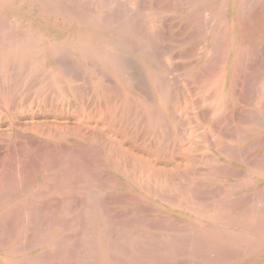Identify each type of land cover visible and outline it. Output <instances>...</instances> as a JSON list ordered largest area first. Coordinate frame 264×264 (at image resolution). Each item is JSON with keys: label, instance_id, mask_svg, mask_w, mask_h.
Listing matches in <instances>:
<instances>
[{"label": "rangeland", "instance_id": "obj_1", "mask_svg": "<svg viewBox=\"0 0 264 264\" xmlns=\"http://www.w3.org/2000/svg\"><path fill=\"white\" fill-rule=\"evenodd\" d=\"M0 1H2V0H0ZM69 1L75 3V1H73V0H66L67 3L65 1L64 2L66 5H68V3H70ZM89 1H90V3H89ZM107 1H109V2H107ZM118 1L119 0H111V1L105 0V2H107V5H108L107 9H111V10L106 9V11L104 12L106 14L105 17L112 19L113 22L110 25L105 24L106 26H104V28L105 27H107V28L109 27V28L108 29L105 28V32H103L104 33L103 36L107 37V38H111V37H113L115 32H117L119 30L120 31L125 30L126 27H128V26L129 27L132 26V28H133V27H135V26H133L135 24L136 25L135 28H137V27L141 28V33L143 31L145 32V34L148 32L150 34L152 33L153 36L149 35V36H152L149 39L151 41L152 40L155 41V42L150 41L152 43V46H151V43L147 44L148 49H146L147 47L145 48V46H144V48H145L144 49L140 45V43H138L139 41L133 37L134 35L123 38L125 43H127L128 45L134 44L133 46L135 48L134 49L133 46H131V48H133L135 51V54H134V52L131 53L133 57L130 56L131 55L130 53H128V54L125 53L122 55V58L126 59L130 65L128 70L125 72V73H127L126 75L129 78H131V77L135 78V75H136V77H137V75L140 76V73L138 72L139 70L137 69V67H139V69H141L142 73L144 74L143 75L141 73L142 77H141V79L139 78L141 82H139L137 80L138 81V83L136 82L137 86L135 85L134 88H132V93L135 97L137 95L139 98L143 99L145 101V106L141 105L139 103H136L135 98H133V102H134V104H137V105H133L131 100L129 101L130 106H129V104H126L124 102V100H122L123 98L121 97L120 94H119L120 95L119 96V95H117V93H115L117 95L116 96L113 93V90H114V92H117V87H116V84L115 85L113 84L114 81L112 80L111 76L106 75L108 72L105 68H103L101 66H96L94 63H93L94 65L89 63V65H90L89 66L88 64H85V63L77 60L73 56L72 51H68V50H70L69 48H68V50L65 49L66 52L63 50V46H61L63 44V42H61V41L68 38V36L66 35L65 32L60 31L64 27L63 26L64 21L62 19L58 20L57 22H53L56 25L54 24L51 26H47L46 29H44L45 26H43L39 23V21H41V19H42V18H40L41 17L40 13L38 15L39 11H37L36 13H33L32 16L29 17L30 22L29 21H23V23H21L18 19L7 20V23L9 25L8 27H12V26H10L11 22H12L15 25V27L13 26V28H12L13 31L15 28H17V29H15L14 32L12 31V33H11V34H13V37L15 39L32 34L33 35L32 40H34L35 36L37 37V35H35V33H37V31H38V32L42 33L43 35L46 34V35H44V37L42 39L43 42H45V43L55 42L54 44H57V46H59V47H56L58 51L57 50L56 51L51 50V51L46 52V55L51 54V56L47 55L48 57H51V60H50L51 62L49 61L48 64H51V65L53 64L56 66V64H58V63L55 62L56 61L55 57L57 58L56 55H58V53H60L59 54L60 57H58L60 59L57 61L59 62V64H60V62H61V65L63 64L62 66L60 65L61 68L65 67V66L68 67V68L65 67L62 70L67 74V78H66V76H64V78L66 80L63 79V82H67L68 79H69V81L75 80L76 85L74 83H70L71 85L66 83L67 86L71 90L66 89L68 92L63 91L64 93L59 94L57 92L55 85L51 81V77H50L51 75L49 74V72L47 74L48 77L46 76L47 78L42 77V75L43 76L46 75V73H47L46 70H44L45 72H42L41 71L42 69H40V71L37 70L38 72H42V73L35 72L36 75L38 74L36 77V75L34 74V72L32 71L30 66H29L30 69L29 68L26 69L29 64H25L26 65L25 69L27 71L29 70L28 72H30V77H29V74L27 71H25V69H20L21 71L23 70L22 72H19L20 70L19 71L17 70L18 68H20V66H22V67L24 66V64L20 63V61L12 62L9 64V66H11V67H9V66L8 67H9V69L11 68L10 69L11 71L8 69V67H5L4 69L0 68V74H4V75H0V76H2V77H0V89L2 92L8 94V96H10L12 99V103H11V100L8 99L9 103H11V104L7 103L8 104L7 108L10 110H6L7 109V108H5L6 106L2 105L4 100H2L0 98V113H2V115H0V124H1L0 125V132L1 133L0 134H3L4 136H6V134L8 135L6 137H4L3 135H2L3 137L0 136L1 137L0 138L1 139L0 140V195H1L0 196V214L3 213V216L5 215L4 216L5 219H3V217H1L2 215H0V219L2 221V222L0 221V224H1V226H4V228L3 227L0 228V232H1L2 228L4 229V231L2 229L3 233L2 232L0 233L1 241L3 239H5L6 242L8 241L7 243L15 242L18 238L17 242H19V244H20V243H22V240L19 241V239H20L19 236L20 237L24 236V238L31 237V239L32 238L35 239L34 235L36 232H37L36 234H38L37 230L39 229V235H37V239H40L39 240L40 242L44 241V239L46 237H47L46 240H48V238H49L48 241H50V240L52 241V240H54L53 238L55 236L59 237L60 235H63V237L60 236L61 239L66 238L67 241L63 239V243L64 242H66V243H64V245L61 243V248L59 246V249H62L63 246H65V247L67 246L68 247V248H66L67 251L64 247L65 251H63L64 249H62L61 250L63 253L62 254L60 252V250L57 248L56 251L58 253L60 252L58 255H56L58 257H56L55 254L51 255V256H53V257H51L49 255V253L53 254V251H54V253H57V252L55 250H50V249L43 250L40 246L41 243L38 244L36 242V244H34L32 246L31 250L27 251L28 254L22 255V257L24 259L28 260V259H30L29 257H34V258L44 257L45 260H47V262H48L46 264H50L49 263L50 260L52 261V263L55 262L54 264H58V262L63 257L62 260L65 258L63 260L64 263L59 262V264L60 263L61 264H79V263L80 264H98L99 255H98V249H96V247H95V244H96L95 240L96 239L94 240V237L97 236V230L98 231L100 230L104 234V236L106 235L105 238H106L107 242L109 241L107 244V249L109 251H111V254L113 255V256L111 255V257H113L114 264H131V262H133L132 264H135V263L139 264L140 262H141V264H149L148 262H150V260H151L150 257L153 258V256H155L156 252H154V251H157V249L160 250L159 252H160V256H162L161 258L164 257L163 260H161L160 263L157 262V264H208V263L209 264H264V125H263V123H264V106H263L264 102L262 101L261 97H259L261 94L264 95V86H263L264 83H262L264 81V76L261 77V75H262L261 73L264 72V71H262V70H264V58H263L264 51H262L263 50L262 48L264 47L263 46L264 45V43H263V40H264L263 34L264 33L262 34L261 32H264V30H261V28H260V26L262 27L264 25L263 24L264 21H262V20H264V18L262 19L261 15L257 16L259 14H264L263 13L264 10L262 8H257V6L259 4H260L259 6H261V7H262V5L264 6V4L262 3V2H264V0L263 1L261 0L262 2L260 0H247V1L244 0L245 3L244 2L242 3L243 5H241V7L239 8L240 11H238V13H236L234 16H232V14H231L233 12V10L231 9V0H224L223 2L225 4L222 3V0H207L205 2H203L202 0H197V1H195L197 4H195L194 6L192 5L194 0H179V1L176 0L175 2L171 0L172 1L171 3H170V0H160L161 2L159 0H155V1L160 2V3L157 2L158 5L155 6L156 7V9L154 8L155 10L153 9V4L156 5L154 3L155 2L154 0H150L152 3H150L149 0H143L145 6L143 5V2L140 3V0H138V1L134 0V1H136L135 2L136 6L134 8L130 7L131 6L130 3L132 4V6H134L133 5L134 3H132L133 0H129V1L125 0L126 4L122 3V0H120V2L126 6H123ZM165 1H166V3H165ZM226 1L227 2L229 1L228 4ZM96 2L98 3V0ZM127 2H129L128 5H127ZM84 3H85V5L89 4V6H91L93 4V6H91V7L93 8L95 6L94 9L97 6V3L95 4V1L92 2V0H88V1L85 0ZM147 3H149V4H147ZM175 3H176V5H175ZM261 3H262V5H261ZM114 4L118 7V9H121V10H118V9H116V7H114L116 9L115 10L113 8ZM140 4L142 5L143 9L145 7H147V8H145V10L143 12L146 13V10H147L148 17H146V18L144 17L147 15H145L142 12V10H141V12L143 15H141L139 8H137V5H140ZM71 5H72V3H71ZM166 5H167V7H168V5H169V7L171 6V8L173 7L172 5H174L175 10L173 8L167 9V7H165ZM196 5H200V6L204 5V6L199 7V11H197L196 8L198 6L195 8ZM16 6H18L16 8L17 11H20L23 9H28V6H24V4H22V1H19V2L17 1ZM127 6H129V7H127ZM140 6H138V7H140ZM251 6L254 7L255 9H257V12L254 10V8L252 9ZM119 7H121V8H119ZM159 7L160 8L163 7V8H161L162 12L160 11ZM142 8L140 7V9H142ZM151 8L156 13L160 12L161 13L160 18L162 17L164 20L162 18H161L162 20L158 18L160 13H158V15H157L158 16L156 18L157 20L155 18H153V17H156V13L154 16L153 10H151ZM186 8H187V10H186ZM193 8L197 12H200V14H198L197 12H196L197 14L194 13L195 10ZM244 8L247 11L243 10ZM122 9H124V10H122ZM128 9L130 11H132L131 9H133V11L132 12L129 11V13H128ZM136 9L139 10L141 18H139L140 15ZM177 9H181V10L185 9L186 11L180 10L181 12H179V10H178V12H177ZM201 9H205V11L201 10ZM219 9H221L223 11L220 12ZM163 10H164V12H163ZM190 10H191V12H190ZM253 10L255 13H258V14H256L257 17L254 16L255 14H253V12H252L253 15L250 13ZM108 11L113 12V15L111 17H110V15L112 13H109ZM148 11H151V12H148ZM192 11H193V13H192ZM202 11L203 12L208 11L207 12V14L209 13L208 16L204 17V15L206 13H203ZM244 11L246 13H248V11H249V13L251 15L248 16ZM134 12H135V16H137V18L135 17L136 18L135 19L133 17L134 18V21H133L132 16H134V15H132V14ZM130 13H132V14L130 15ZM179 13H181V14H179ZM219 14H220V16L218 17ZM116 15L118 17H116ZM201 15L203 18L201 17ZM238 15H240V19H239ZM245 15H247L248 17ZM129 16H131V18H128ZM176 16H177V18H175ZM189 16H190V18L192 16V21H193L192 25H191V23H189L187 21V18ZM212 16L214 18H212ZM121 17H122V19H121ZM172 17L174 19H171ZM198 17L201 18V19L199 18L200 20H202L201 22L198 21ZM234 17H236V18H234ZM258 17H259V19H261V22L258 21L261 24H258V22H256V23L254 22V19L257 18V19H255V21H256V20H258ZM262 17H263V15H262ZM116 18L118 20H116ZM142 18L144 20H141ZM207 18H209V19H207ZM210 18L212 21L210 20ZM224 18H225V20H224ZM231 18L235 19V23L238 27L239 26H241V27L243 26L242 28L246 27V26H244L245 21H246V24H247V22L252 24V25H249V27H247L248 29L247 28L244 29V30H246L247 35H249V33H252L253 35L257 34L258 36L261 35V37H262V38L260 36L257 37V35H255V37H253V35L251 34L252 36L251 35H249V36L252 37L253 39H251L249 37L247 38V40L250 39V41H247L245 39L242 40L241 39L242 37H240V40H239L240 48L239 49H241L240 50L241 56L239 55V57L242 58V57L246 56L245 58H247V55H245V53H244L246 51V52H248V53H246V54H248V58H250V59L247 58V61H250V62L248 64L245 61L246 60L245 58H244V61H243V58H242V60H240L241 58H239L237 67H233V68L230 67V64H229V57H230L229 51H230V41H231L230 33H231V28H232V25H231L232 19ZM119 19H121V20H119ZM130 19L133 22H130L131 21ZM170 19H171V22H170ZM150 20L154 21L153 24H149ZM8 21H11L10 24ZM59 21H61V22H59ZM117 21H118V23L114 24V22H117ZM127 21H129L130 24L133 23V25L132 24L130 25L129 23H127ZM143 21H146V22H143ZM156 21H157L158 25H156ZM161 21L162 22L164 21V22L162 23ZM209 21L213 22L214 24L210 23ZM239 21H240V23H239ZM139 22L141 24H139ZM176 22L178 23V25L175 24ZM179 22H181V23H179ZM182 22L183 23L188 22L187 24L189 27H187L186 24H185L186 25L185 26ZM202 22H203V24H202ZM206 22L209 23L210 26H211V24H213L210 29H208L209 25L207 26ZM145 23L149 24L148 25L149 29H146L147 26H145L146 25ZM127 24H129V25L127 26ZM172 24L177 25V26L173 27ZM202 25L203 26L206 25V26L201 28ZM118 26L120 27V29ZM199 26H201V27H199ZM251 26H252V29L255 27L256 28L259 27V29H257V30L253 29L254 32L251 29V31H252L251 32L249 29ZM48 27H53V28H48ZM112 27H113V29H112ZM124 27H125V29H124ZM143 27L145 29H143ZM170 27H172V28H170ZM193 27H194V29H193ZM195 27H197V28L199 27L198 30ZM220 27H222V28H220ZM26 28H27V30H26L27 33H29V30H30L31 34L30 33L26 34V32H25ZM28 28H29V30H28ZM151 28H153V29H151ZM200 28L202 30H200ZM204 28H207V29L205 30ZM159 29H160V32L162 31L161 35H164V36H161V35L159 36V34H160L158 32ZM179 29L182 33L179 31ZM222 29H223V31H222ZM9 30H11V28H9ZM31 30H32V32H31ZM208 30H210V31H208ZM219 30H221L222 32H220ZM258 30H260V31H258ZM150 31H152V32H150ZM171 31H173V32H171ZM190 31H192V32L190 33ZM255 31H257L258 33H256ZM132 32H133V30H132ZM135 32H136V30H135ZM139 32H140V30H139ZM139 32L137 31L136 33H134L135 37H137V34ZM157 32H158V35H157ZM177 32L178 33L180 32V33L178 34ZM206 32L208 34H206ZM154 33L157 36H155ZM165 33H167L168 35H166ZM173 33H175L176 35L178 34V36L174 35ZM196 33H197V36L195 35ZM221 33H222L223 37L221 36L222 38L221 37L219 38ZM18 34H21V35H18ZM145 34L142 33L143 36ZM169 34H171V35L169 36ZM180 34H181V36H179ZM216 34H217V36H216ZM218 34H220V35L218 36ZM147 35H145L146 37L144 36L145 41H147V39H148ZM172 35H174V36H172ZM166 36H168L169 39L173 38V40L171 39L172 40L171 41L168 38H165ZM187 36H189L190 38H188ZM191 36H192V38H191ZM161 37L164 40H161L162 39ZM216 37L221 42V44L219 42H217V43H219L220 45H222L224 43V44H226V46L224 44H223L224 46H220V45L218 46V44L216 43V41H217ZM126 38H128V39H126ZM151 38H153V39H151ZM157 38H158V40H157ZM258 39H260V40H258ZM182 41H183V43H182ZM245 41L248 42V43H246V45L244 44ZM256 41H258L257 42L258 45H256L254 47L253 45L255 44ZM147 42L149 43V40ZM160 42L163 44H161ZM164 42H166L165 43L166 45H164ZM178 42L181 44H179ZM261 42L263 45H261ZM60 43H62V44H60ZM99 43H104V42L99 41ZM199 43H201V45H204L205 47L199 45ZM31 44H36V43L33 42ZM154 44L156 45V48H154L155 47ZM184 44H186V45H184ZM214 44L217 45L219 49L221 47L222 50L221 49L220 50L223 52H220V50L217 49V47ZM247 44L248 45L251 44L250 46H253V48H250V46H249L250 52L252 51V49L256 48V50H258L257 51L258 53L252 52V53H254V55L250 54L248 48H246ZM157 45L158 46L160 45V46L157 47ZM163 45L165 46V48ZM168 45H171L173 49L171 48V46H168ZM167 46H168V48L170 47L169 50L166 48ZM195 46L197 48L200 46L201 47L200 49H202V51L204 50V52H202L201 50L199 51V49L195 48ZM213 47H215L214 49H216V50H214ZM222 47L225 48V51ZM242 47H243V50H242ZM138 48H139V50H138ZM153 48L155 49V51L159 50L158 51L159 54H156L157 52L155 53V51L153 52V50H154ZM160 48L161 49L164 48V49H166V51L163 50L165 52L161 53L162 50ZM171 49H172V51H170ZM186 49L187 50L189 49V51H187ZM59 50H62L64 52L59 51ZM145 50H147V53H145ZM167 50L169 53L167 52ZM191 50L193 52H191ZM194 51H196V53ZM214 51H217L219 53V56L217 53H213ZM259 51L261 53H259ZM137 52L144 53L145 57L144 56L140 57V55ZM175 52H177V54H175ZM187 52H191V53H187ZM262 52H263V54H262ZM65 53H67V54L65 55V58H64ZM184 53L188 54V56L189 55L192 56L194 54L195 57L194 56L188 57L187 55H184V57L185 56L187 57V58L185 57V59H186L185 60L184 57L182 58ZM210 53H212L211 57H210ZM54 54H56V55H54ZM168 54H170L168 57H170L171 60H170V58H166V56ZM173 54H175L176 56ZM195 54H197V55H195ZM207 54H209V55H207ZM259 54H261V55H259ZM61 55H63V57ZM136 55H138V56H136ZM206 56H208V57H206ZM173 57H174V59H173ZM219 57L222 59H220ZM61 58H63L65 61L67 59L69 61V65H68V61L66 63ZM206 58L207 59L211 58V62H210V60H207ZM156 59L157 60L160 59V61H158V63L159 62L163 63L164 67H166L165 71H164L163 65L160 63L161 64V66H160L156 62L157 61ZM162 60H164V61H162ZM204 60H206L205 62H207V63L210 62L208 64H210L211 66L207 65V63L204 64ZM221 60H223V62H221ZM134 61H136V62H134ZM170 61H173L172 64H170ZM240 61H242L244 63V64L242 63L244 66L240 63ZM175 62H176V64H174ZM16 63L19 66H17ZM65 63L67 65L64 66ZM70 63H73L74 65H71ZM78 63H80L79 64L80 66L78 65ZM135 63H137V64H135ZM186 63L189 64V65H187V67L185 66ZM239 63H240V65H239ZM169 64L171 66L172 65H174V66L171 67ZM193 64L195 67L193 66ZM203 64L205 67L203 66ZM245 64H248L249 66H247ZM82 65H83V67H81ZM175 65H177V66H175ZM168 66H170V67H168ZM190 66H192V67H190ZM206 66L210 67V70H208V67L206 68ZM214 66H218L219 71ZM79 67H80V69H79L80 71L77 70V68H79ZM90 67H91V70H90ZM93 67L96 70H97V68H95V67H98L99 71H100L99 68H101V71L103 70L102 73L98 72V70L97 71L95 70V71H96V74L98 75V79H102L101 81L104 84L103 86H104V88H106V89H104V88L102 89V91L103 90L104 91L101 92V94H103L106 97L108 96L109 99L104 98L103 95L99 94V91H101V89H99L97 91H95V89H92L93 85L91 83L92 79H91L90 72L92 71ZM174 67H176L175 68L176 70L178 67H180V69L181 68L182 69L177 70L176 72L173 73L172 71H174L175 69L171 70V68H174ZM211 67H213V68L211 69ZM13 68H17V69H13ZM146 68H148V69H146ZM162 68H163V70H162ZM205 68H206V70L210 71V72H208V73H211L209 75L210 78H208V75L206 76L207 71L203 72ZM236 68H237V70H236ZM75 69H76V72L78 71L81 74L83 72L84 75L83 74H82L83 76L81 74L79 75V73H77L78 75L76 73H75V75H73ZM83 69H87L85 71H87L88 73L86 74L83 71ZM202 69H203V71H202ZM169 70L172 72V74H170L169 77H167L168 75H166L165 78L167 79L168 83L169 82L171 83L172 79H173L174 82H172V83L174 85L178 82L175 86V87H177L176 90H174L175 88H174L173 84H170V83L168 84L166 82L165 78H163L164 80L162 79V77H164L165 73L168 72ZM213 70L216 73L213 74ZM259 70H261L262 72H260ZM5 71H6V73H8V71H9L10 74L8 73L7 74L8 76L5 75ZM130 71H131V73H130ZM132 71H134L133 72L134 75L132 74ZM189 71L191 73H189ZM200 71L203 72V74ZM150 72H152V73H150ZM198 72H199V74H198ZM98 73H101V74L99 75ZM163 73H164V75H162ZM200 73L202 74L203 77L205 76V78H203V80H206V78H208V80L210 79L209 82L207 81V83L204 84V85H206V87H204V85H203V83H205V81L203 82V80L201 79V81H200L201 83H200L197 80L199 78H202ZM258 73H259V78H258ZM25 74H26V76H25ZM103 74H105V76H103ZM152 74L157 77L158 82L164 83V84L162 83L163 84L162 88L164 87V89H163L164 91L162 90V93L163 92L166 93V94L163 93L166 97V100H165V98L161 99V100H165L164 106H163L162 101H158L156 99L157 95L155 93V86H154L153 81L151 80V77H150V76H152ZM167 74H169V73H167ZM174 74H175V77L177 76L176 77L177 81H176V79L173 78ZM232 74H234L235 76ZM9 75H10V77H9ZM187 75L191 76L189 78V80H188ZM196 75L198 76L197 79L194 78V77H196ZM263 75H264V73H263ZM31 76H32V78L34 76L33 80L31 79ZM69 76L73 79L69 78ZM79 76H81L80 79H79ZM148 76L150 79L148 78ZM170 76L172 78H170ZM8 77H9V79H8ZM27 77H29L30 79ZM158 77L163 81H159ZM4 78H5V81L3 80ZM45 78H46V81L41 83L42 79L45 80ZM88 78L90 79V81H86ZM106 78H108V79H106ZM194 79H196V81H198V83L194 82ZM257 79H259V80H257ZM103 80H104V82H103ZM217 80H219V81H217ZM76 81H77V83H76ZM78 81H80V82H78ZM110 81H113V82H110ZM142 81H144V82L147 81L146 85L148 83L149 84L148 86L151 89H149V87H147V86L145 89V83L144 82H143L144 83L143 85H138L139 83L141 84ZM175 81H176V83H175ZM45 82H47V84ZM63 82H62V86L64 88H66V84ZM108 82H110L111 84ZM213 82H215L217 85H220L221 88H219V86H217V85H214L215 83L211 84ZM39 83L42 84V86H40ZM106 83L108 85H110V86H108V88L105 86ZM209 83H210V85H209ZM72 84H73V86H72ZM207 84H208V86H207ZM231 84H232V86H231ZM165 85L166 86L172 85L173 87L171 86L172 89L167 87L168 88L167 89L165 87ZM202 85H203L204 90L202 88ZM89 86L91 87V89L89 91H88V89L84 91L85 88H90ZM113 86H115L116 88H114ZM140 86H141V90L139 88ZM211 86L215 87L216 89L218 87L219 88V89H217L218 92L215 88H212ZM260 86L263 88V89L261 88L262 89L261 91L263 93H261L260 90L258 92V89L260 88ZM110 87L112 89H110ZM136 87L138 88L137 92L135 91V90H137ZM231 87L233 90H231ZM44 88L46 90H44ZM40 89H42L41 90L42 94H44L43 96H45V97H42V94H39V93H41V92H39ZM50 89H52L51 92L49 91ZM55 89H56V91H55ZM147 89H148L149 93H152V94H146L148 92ZM165 89H167V91ZM212 89H213V91L215 89L216 90L215 92H217L218 95L215 92L213 93ZM4 90H6V92ZM75 90H76V92H75ZM78 90L79 91L81 90V91L79 92ZM92 90L95 91V93H93ZM145 90H146V92H145ZM170 90H172V91L174 90L175 92H172V93H173V95L174 94H176V95L173 96L172 93H170L171 92ZM209 90L212 92H210ZM86 91H87V93H84ZM139 91H141V94ZM7 92H9L10 95ZM13 92L14 93L17 92V93H15L17 95V97L15 94H14L15 97L13 96ZM18 92L20 94H18ZM48 92L51 94H48ZM54 92H56L57 94L54 96V99H53V95L55 94ZM208 92L211 93L210 94L211 96L208 95L209 94ZM105 93H111V94L113 93L111 96L115 95L113 98L114 99L116 97L117 98L115 100L114 99L111 100L112 97L110 95H107V94L105 95ZM142 93H144V94H142ZM212 93H213V95H212ZM259 93H261V94L259 95ZM214 94H216V95H214ZM227 95H228V97L230 96V98H228ZM56 96H57V98H56ZM76 96L78 98L79 97L80 98L79 99L75 98ZM207 96H209V97H207ZM214 96H217V97L215 98ZM41 97H42V99H38ZM46 97L49 98V101L46 100L47 99ZM61 97H62V99H61ZM118 97L119 98L121 97L122 102L118 100L119 99ZM151 97L155 98V99H152V100H154L155 105H153L154 103L151 102ZM171 97L173 99L175 97V99L177 98L178 100L176 101L174 99L173 102L169 103L170 101L173 100V99H171ZM212 97L214 98L213 102H211L212 101L211 99H213ZM55 98H56V100H55ZM70 98H73V99H71V101H70ZM74 98H75L76 102H75ZM148 98H150V102L152 103V105L154 107L150 105L151 103L149 102ZM227 98H228V100H227ZM262 98H264V96H262ZM65 99L67 100V102L65 101ZM103 99L106 100L105 103H104ZM131 99H132V97H131ZM1 100H2V102H1ZM45 100H46V102H45ZM78 100L84 101L82 103L84 108H82L81 102H79ZM226 100L231 101V102L229 103ZM41 101L44 102V104ZM90 101H92V102H90ZM96 101H97V105H96ZM258 101L263 102V104L261 102H258ZM47 102H50V103H47ZM55 102L57 104H55ZM115 102L116 103L119 102V103L115 104ZM120 102H121V105L119 106ZM219 102L220 103L222 102L221 103L222 108L220 107L221 104L219 106H217V104H219ZM4 103H6V102H4ZM108 103L111 104L109 107H108ZM160 103H162V105H159ZM167 103L168 104L173 103V104L171 106H169ZM186 103H187V105H186ZM227 103H228V105L230 104L228 106L229 107L228 109L226 107ZM256 103L261 104L262 107L260 105H257ZM12 104H13V106H12ZM131 104L133 106H131ZM14 105H16L18 107L14 106ZM94 105H95L96 109L94 108ZM156 105H158V106H156ZM146 106H148V107H146ZM161 106H163V107H161ZM12 107L15 111L13 109H11ZM110 107L115 108L114 109L115 114H114L113 119L117 118L116 120L114 119V121H113L114 123L113 122H111V123L116 125L118 128H116V126L112 125L108 119H106V117L109 118L108 114L110 113V110H111ZM126 107H127V109H129V108L131 109V110L129 109L131 113L127 112ZM177 107L179 110H177ZM216 107H217V109L219 107L221 109L219 108L220 110L215 111V110H217V109H215ZM260 107L262 109L259 111ZM86 108H87V110H86ZM100 108H101L102 112L104 111L103 113L101 111H99ZM153 108L154 109L159 108L160 110L159 109L158 110L163 111V112H158V110L155 111L156 109L154 110ZM182 108L183 109L185 108V109L183 110ZM97 109H98L99 114H97L98 113ZM140 109L143 111V112L142 111L141 112L144 114L140 113ZM148 109H150V110H148ZM118 110H119V112H118ZM172 110H174V111H172ZM10 111H12V112H10ZM92 111L93 112L95 111V112L93 113ZM105 111L108 114H106ZM124 111H126L127 113ZM146 111H147V113H146ZM116 112L119 114H116ZM173 112H174V114H173ZM215 112H218L220 114L218 115ZM258 112H260V114ZM261 112L263 115L261 114ZM15 113L18 116H16ZM23 113H26V114L28 113V114L23 115ZM100 113H102V114L100 115ZM159 113L161 115L157 116V114H159ZM176 113L178 115L180 114L181 116L183 114L185 118L183 116L181 117L180 115L178 116ZM186 113H188L189 115ZM224 113H225L226 117H225V115L224 116L222 115ZM253 113L254 114L257 113V115L259 114L258 116H256L257 118L255 117V115L253 116ZM29 114L31 116H29ZM81 114H82L83 118H81L82 117ZM127 114H129V115L132 114L130 116V119L127 116ZM138 114H140V116ZM135 115H137L139 117H136ZM141 115H144V120H142L143 116H141ZM174 115H176V116H174ZM91 116H93V117H91ZM152 117H154V119H155L154 122H152L153 121ZM163 117L166 118V122H163V120H164ZM174 117H176V118H174ZM180 117L182 118V120ZM254 117L256 119H258V117H260L259 118L260 122L258 120L255 121ZM18 118H20V119H18ZM122 118L124 119L125 123H124ZM151 118H152V120H151ZM169 119H171V122ZM5 120H6V122H5ZM87 120L89 121L88 123H87ZM145 120H146V124H143L142 122L145 123ZM121 121H123V123ZM139 121H140V124H139ZM156 121H157V123H156ZM159 121H161V122H159ZM117 122H119V123H117ZM251 122H252V124L254 123V126L251 125ZM255 122H257V123L259 122L258 123L259 126L256 125L257 123L255 124ZM160 123H162L163 125L164 124L166 125L168 123L169 126L167 125V127H165V128H168L170 131H172V133L169 132L172 135V137H170L171 135L168 133L169 130L165 129L164 126H161ZM178 123L179 124L181 123V124L179 125ZM260 123H262V124H260ZM5 124L6 125L8 124V125L6 126ZM13 124H14L15 128H14ZM16 124H18V125H16ZM25 124H26V127H25ZM120 124L122 125V127H121L122 130L119 127ZM125 124L127 126L129 124V126L127 127ZM176 124L178 125L177 126L178 129L176 127ZM183 124H184V126H182ZM33 125H34V127L32 128ZM37 125H39L41 128ZM105 125H107V126H105ZM144 125H145V127H144ZM159 125L161 126V128H159ZM261 125H262V127H261ZM81 126H82V128H81ZM109 126H110V128H109ZM137 126H139V127H137ZM248 126L250 127V130H249ZM251 126L255 129L254 131H253V128H251ZM29 127H31L32 131H30L31 129H29ZM48 127H49V129H48ZM68 127H70V129H72V131H73L70 134H69V132L71 130H69ZM148 127H149V129H148ZM152 127H153V130H152ZM10 128H12V129H10ZM21 128L23 130H21ZM25 128H26V131L24 130ZM76 128H78V129L76 130ZM33 129H35V130H33ZM67 129L69 131L68 134L66 132ZM84 129H86V130H84ZM195 129H196V132L193 131ZM83 130H84V133L82 132ZM161 130H163V131L167 130L166 132L168 133V137L170 139L167 136L165 137L166 132L164 134V132ZM46 131H48V132L46 133ZM58 131H60V132H58ZM78 131H79V133H78ZM86 131H87V133H86ZM97 131H99L100 133ZM242 131H244V132L242 133ZM53 132H54V134H53ZM64 132H65V134H64ZM95 132H97L101 136L103 135L102 136L103 138L101 136H100L101 138H98L99 135ZM129 132H130V134H128ZM176 132H178V134ZM181 132L185 135H183ZM80 133L82 136H80ZM106 133H108V134H106ZM110 133L112 135H110ZM156 133H157L159 139L157 138V136H155ZM197 133H198V135H197ZM16 134L18 137L16 136ZM18 134H20V136ZM60 134L62 136L58 137V135H60ZM186 134L188 135V137ZM21 136H23V138H20ZM52 136H56V137H52ZM90 136H92V137H90ZM182 136H183V138H182ZM194 136H195V138H193ZM249 136H250V138H248ZM24 137L26 140L24 139ZM35 138H37V139H35ZM87 138L88 139L90 138L91 140L89 139V142H87L88 141ZM163 138L164 139L168 138V139L165 141ZM244 138H246V139L242 142V140ZM18 139H20V140H18ZM68 139H69V141H68ZM134 139H136V141ZM171 139H172V141H171ZM239 139H242V140H239ZM13 140H15V141L17 140V141L15 142ZM33 140H34V143H33ZM96 140L97 141L103 140V143H105V144H103V147L101 145L102 143L100 142L101 143L100 144ZM132 140H134V143ZM181 140L183 143H181ZM187 140L189 143L187 142ZM192 140H194V142ZM220 140H221V142H223L222 145L225 144V145H223V146H225V149L222 147L223 151H221V153L224 152L222 154L219 152L220 150L215 149V147L218 146L217 144H220V142H219ZM93 141H96V143H99V145H101V151H100L98 144H97L98 148H97V145L95 147V143H94V145L92 144ZM108 141L110 143H108ZM86 142L88 143V145L90 143V145L87 146ZM114 142L116 143L117 148H116V145ZM123 142L125 143V145ZM126 142L132 143V147H131L130 143H129L130 144L129 145ZM166 142H168V143H166ZM192 143L194 145L193 147L190 146V145H192ZM48 144H49V146H48ZM75 144H79V145L76 146ZM80 144L85 145V147H83L82 145H81L82 147H80ZM108 144H111V145H108ZM112 144H114V146ZM133 145H135V146L133 147ZM62 146L63 147L66 146V147L63 148ZM90 147L91 148L93 147L92 148V150L94 149L93 151L97 150V151H95L97 154L95 152H93L92 150L90 152L95 158L91 154L90 155L96 161H93V159H91V156L88 154L90 156V160L92 161V162L91 161L90 162L93 164H92V167H91V165L89 167H86L87 163H89V164H91V163L89 161L88 162L86 161L89 159V156L85 157L84 150H86V155H87V152L90 151V149H91ZM105 147L106 148L108 147L107 152L105 151V149H106ZM135 147L136 148L138 147V149H136ZM218 147L219 148H217V149H221L220 148L221 146H218ZM184 148H185V151H184ZM73 149H76L77 151L73 150ZM98 149H99V151H98ZM110 149H111V152H108V151H110ZM186 149H187V151H186ZM224 150L228 151V153ZM230 150L233 152H231ZM82 152L84 153L83 154V158H84L83 160L86 162L81 160L82 157H80V155ZM92 152L95 153L96 155L99 154L98 157L96 158L95 154H93ZM114 152H115V156H114ZM119 152H120V154H119ZM108 153H110V155ZM105 155L107 158H108V156H109V158H111L110 163H108L109 158H108V162H107V159L104 158ZM130 156L133 159L129 158ZM121 159L123 160V162ZM129 159L132 161L130 162ZM97 160L99 161L100 164L102 163L100 166H98L99 163L96 164L98 162ZM114 160H116L115 163H113ZM120 160L122 163L119 165L118 163H120ZM129 163H131V164H129ZM130 165H131V167H130ZM61 167L63 169L60 170ZM67 167H68V169H67ZM111 167L113 169H111ZM123 169H124V171H123ZM149 169L152 170L153 172H150ZM62 170H64L65 173H64V171L60 172ZM257 171H259V172H257ZM66 172H68L69 175ZM97 172H99V173H97ZM130 173H131V178H130ZM63 174H65L67 176L64 178ZM126 175H127V177H126ZM139 175H141V177ZM158 175H160V176H158ZM56 176L58 179L56 178ZM111 176H112V178H111ZM152 176H153V178H152ZM52 177L55 178V181L57 180V182L54 181L55 182L54 183L51 180V179H53ZM139 177L142 178V180L144 181V183H145L144 185H146V188H147V186H149L148 187L149 190H150V188L154 187V185H155V187L158 189L160 196L162 195V197L159 199V198L150 196L151 199L147 198V200H146L140 194L135 192L134 188H133L134 186L132 184L133 183L132 180L138 181V180H140ZM144 177L148 181H149V177H150V181H149L150 183L147 181L149 183V185H148V183L146 184ZM157 177H158V179H157ZM63 178H64V181H63V184L61 183V185H65L68 188H64V186L63 187L60 186V187L63 188V190H65L66 192L63 191L62 189H58L57 186H56V189H58V190L55 189V185L59 186V184H56V183H60L59 179L62 181ZM162 179H163V182L161 181ZM193 181H194V183L192 184ZM151 183L153 184V186H150V185H152ZM158 183L159 184L161 183V185H162L161 188H159ZM69 184H70V186H69ZM113 184H115V185H113ZM48 185H51V187ZM52 185H54V187ZM163 186H165V188H163ZM43 187H45V188L43 189ZM48 187H50L51 189ZM155 187H154V189L152 188V190H150V191L154 192L153 190H155ZM39 188L40 189L42 188L41 191ZM45 190H47V191H45ZM60 190H62L61 192L64 194H62L60 192ZM50 191H52V192H50ZM34 192L36 194L33 197L32 195H34ZM40 192H41V195H40ZM52 193L55 195H53ZM67 193L69 195H67ZM71 193H72V195H70ZM154 193H157V190ZM65 194H66L67 198L64 199V197H66ZM28 196H30V197H28ZM36 196H39V198ZM61 196H64V197H61ZM68 196L71 198H69ZM129 197H131V199L135 198V199H133L135 201L130 202ZM125 198L126 199L128 198V201ZM66 199H67V201H66ZM36 200H38L37 201L38 204H35ZM28 201L29 202L35 201V203L34 202L29 203ZM26 202H28L29 205L26 204ZM69 203H71V204H69ZM30 204H31V206H32V204L34 206L41 205V207L36 206L34 208L35 209L39 208V209L38 210L37 209L32 210L33 206L31 207ZM17 206H18V208L16 209ZM61 207H63V208H61ZM10 208L12 211L13 210L16 211L20 208L21 209L24 208V210L26 209L28 211V213L30 211L29 208H31L33 213L31 211L30 214L31 215L33 214L32 215L33 217L30 215V218L32 217L33 220L30 219L31 220L30 221L28 219L29 216H27V219L29 221L26 220V222H24V225H26L25 227H24V225L21 226L18 223V221H16L14 218H12L15 216L14 215L15 213L12 214V211L9 210ZM12 208H15V209H12ZM7 209L9 210V212L7 211ZM67 209H69V212H67L68 211ZM144 209H145V212H143ZM184 210L188 211V213L193 214L195 216L184 214L185 213ZM59 211H61V212H59ZM150 211H152V212H150ZM66 212H67V214H66ZM28 213H27V215H29ZM10 215H14V216H10ZM50 219H54V223L52 222L53 220H50ZM57 219H60V220H57ZM66 219L67 220L69 219V222L66 221ZM90 219H91V222H90ZM42 220H45L44 222H46V223L48 222L47 226H46V223L44 224L41 222ZM8 221H9V223H7ZM13 221L14 222L16 221L15 222L16 224ZM49 221L51 224L52 223L53 224L49 225ZM60 221H62V222L65 221V222L63 224ZM28 222H30V223L32 222V223L29 224ZM66 222L71 223V225H68ZM2 223H4V225H2ZM10 223L13 225L12 226L9 225ZM27 223H28V225H27ZM40 223H42V224H40ZM199 223L201 225L203 224V227ZM58 224H60L61 227H60V225L58 227ZM15 225H19V229H18V226H15ZM86 225H87V227H86ZM48 226H52V227H48ZM69 226H70V229H68ZM71 226H73V227H71ZM99 226H101L102 228H100ZM24 228H26L27 230L26 229L24 230ZM48 228H51V229H49L50 231L42 233L45 230H48ZM59 228H63V231H65V232L63 233V231H60L61 229H59ZM90 228H92L91 229L92 231L95 230V231H93L94 233H96L95 236H93V233H90L91 232ZM42 229L44 231H42ZM87 229H89L90 231ZM22 230H23V232H22ZM8 232H11V233L8 234ZM21 233H23V234H21ZM41 233H42V235H41ZM48 233L50 234V237H48L49 236ZM199 233L201 236L200 235L197 236V234H199ZM6 234H7V237H6L7 239H8V236L11 234L15 235L14 237H17L18 235L19 236L14 239V238H11V237H13V235H11V237L9 236L10 239L7 240L5 238ZM83 234L85 235L84 239L87 240L86 242L83 241L84 239H82L84 236ZM242 234H243L245 243L240 245V246L235 245L234 244L235 242H233L234 236L237 237L236 235L240 236ZM26 235H27V237H25ZM3 236H4V238H2ZM43 236H46V237H43ZM65 236H67V237H65ZM86 236H88V237L86 238ZM90 236L92 239L90 238ZM247 236L249 237L248 239L245 238ZM68 237L70 238V240L68 239ZM129 237H134V238L139 237L140 239L138 238L137 240H139L140 242L137 241V244L139 243L138 246L141 245L142 250L139 247H137V248L139 250L143 251V248L147 250L148 249L147 246H149L150 250H147V251L149 253H151L153 256H149L151 254H149L146 250L144 251V252H146V255H144L145 257L144 256L142 257V255L138 256L137 254L139 252L141 253V251H137V249L133 248V246L129 240ZM209 237L210 238L215 237L216 239L214 242L209 243V239H210ZM24 238H21V239H24ZM29 239L28 240L26 239V242H25V239L23 240V243H24V244L22 243L23 246L26 247V245L27 246L29 245V243L27 244ZM37 239H35V240H37ZM61 239H59V240H61ZM167 239H168V241H167ZM5 240L1 243L4 244ZM90 240H93V242H91ZM160 240H162V241H160ZM158 241L161 242V244L163 242H166V243L161 245ZM246 241H247V243L248 242L249 243L246 244ZM29 242L32 243L33 239L30 240ZM83 242H85V243L83 244ZM157 242L160 244L159 246L157 245L158 244ZM67 243H68V245L69 244H71V245L68 246ZM109 243H110V245H109ZM30 245H32V244H30ZM74 245L78 246V248H75V249L78 250L77 252L79 253L80 256L77 255L78 253H76V251H74L75 250V249H73ZM79 245L80 246L82 245L81 246L82 248H80ZM131 250H132L133 254L131 253ZM220 250H221V252H220ZM73 251L78 258L77 260H76V257L74 258ZM93 251H95V252H93ZM167 252L170 254H167ZM219 252L222 253L224 256L227 255L226 256L227 258H223V257H221V255H218ZM2 253L3 252L0 251V258H1ZM44 253H46V254H44ZM39 254H41V255L39 256ZM47 254H48V257H46ZM59 255H62V256L59 257ZM169 255H171L172 257ZM49 256H50V258H49ZM78 256L80 257V259ZM85 256H86V258H85ZM146 256L149 257L148 258L149 261H146L147 260ZM168 257L170 259H166ZM58 258L60 260H58ZM139 259H140V262L138 261ZM56 260H58V261H56ZM143 260H144V262H143ZM152 263L153 262H151L150 264H152ZM153 264H156V263H153Z\"/></svg>", "mask_w": 264, "mask_h": 264}, {"label": "bare ground", "instance_id": "obj_2", "mask_svg": "<svg viewBox=\"0 0 264 264\" xmlns=\"http://www.w3.org/2000/svg\"><path fill=\"white\" fill-rule=\"evenodd\" d=\"M3 1V2H2ZM2 1H0V68L2 69H4L5 67H8L9 66V64L10 63H12V62H16V61H20V63H22V64H24V68L22 67V66H20V68H13V69H17L18 71L20 70V69H25L26 68V65L25 64H29L28 66H27V68L26 69H30V67H31V69H32V71L34 72V74L36 75V73L35 72H37V73H42V72H45L44 70H46L47 71V73H46V75L45 76H43L42 75V77L44 78V77H48V72H49V74L51 75L50 77H51V81H52V83L55 85V87H56V89H57V92L59 93V94H62V93H64V92H66L67 90H71L68 86H67V84L66 83H68V84H70V83H74L75 84V80L74 81H69V79H68V81L67 82H63V79L64 80H66L65 78H64V76H66V78H67V74L64 72V71H62L65 67H67V66H65V65H67L66 63H67V59H66V61L63 59V58H61L62 60H64L66 63L64 64V66L65 67H63V68H61V66L63 65H61V62H60V64H59V62L57 61V60H59L60 58H58V57H60V53H58V55H56V54H54V55H56L57 56V58L55 57V59H56V63H58V64H56V66L55 65H51V64H48V62L51 60V57H48V56H51V54H47L46 55V52H48V51H56L57 50V48L56 47H59V46H57V44H54L55 42H48V43H45V42H43L42 41V39H43V37H44V35H46V34H42V33H40V32H38L37 30V33H35V35H37V37L35 36V38H34V40H32V38H33V35L30 33V30H29V28H28V30H29V33L31 34V35H27V36H24V37H20V38H14L13 37V34H11L12 33V31H13V26L15 27V25L11 22V21H8L9 22V24H10V22H11V25L10 26H12V27H8L9 25H8V23H7V20H9V19H13V20H15V19H18L21 23H23V21H29L30 22V16H32V14L33 13H36L37 11H39L38 12V15H39V13H40V18H42L41 19V21H39V23L41 24V25H43V26H45L44 27V29H46L47 28V26H51V25H54L55 23H53V22H57L58 20H60V19H62L63 21H64V27H63V29H61L60 31H62V32H65L66 33V35L68 36V38H66V39H64L63 41H61V42H63V44L62 43H60V44H62L61 46H63V50L65 51V49L66 50H68V48L70 49V50H68V51H72V53H73V56L77 59V60H79V61H81V62H83V63H85V64H88L89 65V63H91V64H95L96 66H101V67H103V68H105L106 70H107V74L106 75H108V76H111V78H112V80L114 81V85L116 84V87H117V92H114V90H113V93L115 94V93H117V95H121V97L123 98L122 100H124V102L126 103V104H129V106H130V100H131V102L133 103V105H137V104H134V102H133V98H135V100H136V103H139V104H141V105H144L145 106V101L143 100V99H141V98H139L137 95H136V97L133 95V93H132V88H134V86L136 85V82L138 83V81L139 82H141L140 81V79H141V77H142V75H141V73H142V71H141V69H139V67H137V69L139 70L138 72L140 73V76H138L137 75V77H136V75H135V78L134 77H131V78H129L126 74L127 73H125L127 70H128V68H129V62L126 60V59H124V58H122V55L123 54H125V53H133L134 52V54H135V51H134V44H132V45H128L127 43H125L124 42V39L123 38H125V37H129V36H133L134 38H136L139 42L138 43H140V45L144 48V46H145V48L147 47V44H150L152 41H154V40H150L149 38L150 37H152L153 35H152V33L150 34L149 32V34L148 33H146L145 34V32L143 31L142 33L143 34H145V35H147L148 36V39H147V41L149 40V43L147 42V41H145V37L142 35V33H141V28H139V27H137V28H135L136 27V25L134 24L133 25V23H131L133 26H135V27H133L132 28V26L131 27H129L128 25L130 24V22H133L134 21V18L136 17L137 18V16H135V12L132 14V13H130V15L132 14V15H134V16H132V18H133V21L131 20L130 22L129 21H127V23H129V24H127V26L128 27H126V29H125V27H124V29L125 30H119V31H117V32H115L114 33V35H113V37H111V38H107V37H104L103 35H104V33L103 32H105V28H107V27H105L104 28V26H106L105 24H108V25H110L112 22H113V20L112 19H110V18H108V17H105L106 16V14L104 13L105 11H106V9H107V7H108V5H107V2H109V1H107V2H105V0H98V3L96 2L97 0H92V2L93 1H95V4L97 3V6H96V8L94 9V7L92 8L91 6H93V4L91 5V6H89V4L88 5H85V0H73V1H75V3H73V2H70V3H68V5H66L65 4V2H66V0H2ZM19 2V1H22V4H24V6H28V9H23V10H20V11H17L16 10V8L18 7V6H16V2ZM86 1H88V0H86ZM111 1V0H110ZM124 1V2H123ZM127 1V0H126ZM129 1V0H128ZM138 1V0H137ZM150 1V0H149ZM155 1V0H154ZM160 1V0H159ZM172 1H176V0H172ZM171 0H170V3L172 2ZM179 1V0H178ZM177 1V2H178ZM195 1H197V0H194V2ZM203 2H205V1H207V0H202ZM224 0H222V3L223 4H225L224 2H223ZM247 1V0H246ZM261 1V0H260ZM263 1V0H262ZM261 1V2H262ZM30 2V3H29ZM114 2V1H113ZM118 2H120V0L118 1ZM131 2V1H130ZM136 1H132V3H134L133 5L134 6H132V4L130 3V7H132V8H134L136 5V3H135ZM143 2V5H144V1L142 0H140V3H142ZM146 2V1H145ZM148 2V1H147ZM157 2L158 1H155L154 3L156 4V5H154L153 4V9L155 8L156 9V7L155 6H157L158 4H157ZM161 2V1H160ZM160 2H158V3H160ZM169 2V1H168ZM173 2V3H174ZM192 3V5L194 6L195 4H197L196 2L195 3ZM227 2V1H226ZM229 2V1H228ZM228 2H227V4H228ZM244 2V0H231V9L233 10V12L231 13L232 14V16H234L236 13H238V11H240V7H241V5H243L242 3ZM67 3V2H66ZM71 3H72V5H71ZM88 3V2H87ZM89 3H90V1H89ZM115 3V2H114ZM121 3V2H120ZM122 3H125V0H122ZM121 3V4H122ZM128 3L129 2H127V5H128ZM150 3H152L151 1H150ZM164 3V2H163ZM165 3H166V1H165ZM172 3V4H173ZM179 3V2H178ZM245 3V2H244ZM247 3V2H246ZM263 4H264V2H262ZM262 3H261V5H262ZM113 4V3H112ZM116 4V3H115ZM114 4V6H113V8L114 7H116V9H118V7L116 6ZM126 4V3H125ZM139 4V3H138ZM146 4V3H145ZM147 4H149V3H147ZM162 4V3H161ZM169 4V3H168ZM259 4V3H258ZM123 5V4H122ZM141 5V4H140ZM140 5H137V8H139V10H140V12H141V10H142V12L145 10V8H147V7H145L144 9L142 8V5L140 6ZM175 5H176V3H175ZM247 5V4H246ZM245 5V6H246ZM260 5V4H259ZM258 5V6H259ZM120 6V5H119ZM123 6H126V5H123ZM129 6H127V7H129ZM138 6H140L142 9H140V7H138ZM145 6V5H144ZM150 6V5H149ZM160 6V5H159ZM173 7V9L175 8V6L174 5H172ZM179 6V5H178ZM198 6V7H197ZM204 6V5H203ZM203 6H200V5H196L195 6V8H196V10L197 11H199V7H203ZM206 6V5H205ZM225 6V5H224ZM227 6V5H226ZM257 6V8H262L263 10H264V6L262 5V7L261 6H259L258 7ZM165 7H167V5L165 6ZM177 7V6H176ZM192 7V6H191ZM190 7V8H191ZM252 7V6H251ZM21 8V7H20ZM119 8H121V7H119ZM160 8V7H159ZM158 8V9H159ZM161 8H163V7H161ZM160 8V11L162 10ZM172 9L171 8V6L169 7V5H168V7H167V9ZM210 8V7H209ZM221 8V7H220ZM223 8V7H222ZM254 7H252V9H253ZM115 9V8H114ZM115 9V10H116ZM152 8H151V10H153ZM154 9V10H155ZM157 9V10H158ZM165 9V8H164ZM166 9V10H167ZM189 9V8H188ZM194 9V8H193ZM248 9V8H247ZM251 9V10H252ZM107 10H111V9H107ZM118 10H121V9H118ZM117 10V11H118ZM122 10H124V9H122ZM132 11H133V9H131ZM137 10V9H136ZM139 10H137L138 11V13H139ZM153 10V14H154V16H155V11ZM175 10V9H174ZM173 10V11H174ZM178 10H179V12H181V11H184V10H181V9H177V12H178ZM181 10V11H180ZM186 10H187V8H186ZM185 10V11H186ZM195 10V9H194ZM193 10V11H194ZM194 11V13H196L197 11ZM201 10H204L205 11V9H201ZM220 10V12L221 11H223V10H221V9H219ZM225 10V9H224ZM243 10H245V11H247L245 8L243 9ZM254 10L257 12V9H255L254 8ZM254 10L253 11H251L250 13L252 14V12H253V14H255L254 16H256V14H258V13H255L254 12ZM113 11V10H112ZM109 12V13H112L111 15H110V17L113 15V12ZM116 11V12H117ZM129 9H128V13H129ZM132 11H130V12H132ZM172 11V12H173ZM193 11H192V13H193ZM244 11V12H245ZM262 11V10H261ZM119 12V11H118ZM121 12V11H120ZM142 12H141V15H143L142 14ZM148 12H151V11H148ZM162 12V11H161ZM163 12H164V10H163ZM190 12H191V10H190ZM203 12V11H202ZM207 12L208 11H206V12H203V13H206L205 15H204V17H206V16H208V14H207ZM212 12V11H211ZM219 12V11H218ZM263 12V11H262ZM124 13V12H123ZM144 13V12H143ZM158 13H160V12H158ZM158 13H156V17H153V18H157L158 16ZM198 14H200V12H197ZM196 13V14H197ZM246 13V12H245ZM248 13H249V11H248ZM248 13H246L248 16L249 15H251L250 13L248 14ZM260 13V12H259ZM264 13V12H263ZM137 14V13H136ZM145 15H147V16H144L145 18L146 17H148V14H147V10H146V13H144ZM179 14H181V13H179ZM178 14V15H179ZM195 14V15H196ZM252 14V15H253ZM37 15V16H38ZM108 15V14H107ZM138 15V14H137ZM139 15H140V13H139ZM141 15L139 16V18H141ZM186 15V14H185ZM184 15V16H185ZM203 15V14H202ZM202 15H201V17H202ZM247 15H245V16H247ZM261 15V18L263 19L264 18V14H259V15H257V16H260ZM262 15H263V17H262ZM160 16H161V13H160V15H159V19H161L160 18ZM194 16V15H193ZM216 16V15H215ZM220 16V14L218 15V17ZM239 16V19H240V15H238ZM247 16V17H248ZM256 16V17H257ZM116 17H118L117 15H116ZM143 17V18H144ZM150 17V16H149ZM169 17V16H168ZM183 17V16H182ZM211 17V16H210ZM127 18V17H126ZM128 18H131V16H129ZM135 18V19H136ZM141 19V20H144V19ZM152 18V19H153ZM175 18H177V16L175 17ZM179 18V17H178ZM184 18V17H183ZM194 18V17H193ZM200 17H198V21H202V20H200L199 19ZM203 18V17H202ZM212 18H214L213 16H212ZM234 18H236V17H234ZM234 18H231L232 19V28H231V33H230V38H231V41H230V57H229V64H230V67H237V64H238V60H239V58H241V57H239V55H240V50L241 49H239L240 48V46H239V40H240V37H242L241 39L242 40H247V38L249 37V38H251V39H253L252 37H250L249 35H251L252 33H249V35H247V32H246V30H244V29H246L247 27H249V25H252V24H250V23H248L247 22V24H246V21H245V24H244V26H246V27H244V28H242L241 26H237L236 25V23H235V19ZM243 18V17H242ZM250 18V17H249ZM22 21H21V20ZM121 19H122V17H121ZM121 19H119V20H121ZM150 19V18H149ZM158 19V20H159ZM163 19V18H162ZM161 19V20H162ZM171 19H174L173 17L171 18ZM171 19H170V22H171ZM207 19H209V18H207ZM238 19V18H237ZM255 19H257V18H255ZM255 19H254V22L256 23V22H258V21H260L261 22V19H259V17H258V20H256L255 21ZM5 20V21H4ZM115 20V19H114ZM116 20H118L117 18H116ZM124 20V19H123ZM138 20V19H137ZM136 20V21H137ZM147 20V19H146ZM157 20V19H156ZM164 20V19H163ZM177 20V19H176ZM210 20H211V18H210ZM215 20V19H214ZM224 20H225V18H224ZM223 20V21H224ZM242 20V19H241ZM18 21V22H19ZM135 21V22H136ZM160 21V20H159ZM187 21L189 22V23H191V25L193 24V21H192V16H191V18H190V16L187 18ZM195 21V20H194ZM205 21V20H204ZM203 21V22H204ZM212 21V20H211ZM262 21H264V20H262ZM15 22V21H14ZM19 22V23H20ZM59 22H61V21H59ZM120 22V21H119ZM141 22V21H140ZM139 22V24H141ZM143 22H146V21H143ZM153 20H150V22H149V24H153ZM162 22V21H161ZM164 22V21H163ZM162 22V23H163ZM178 22V21H177ZM175 23V24H177L178 25V23ZM187 22V23H188ZM203 22H202V24H203ZM210 22V21H209ZM222 22V21H221ZM220 22V23H221ZM260 22H258V24H261ZM18 23V24H19ZM116 23H118V21L117 22H114V24H116ZM137 23V22H136ZM148 23V22H147ZM147 23H145L146 25L145 26H147L146 27V29H149L148 28V25L149 24H147ZM179 23H181V22H179ZM183 23V22H182ZM187 23H183L184 25L186 24L187 25V27H189L188 26V24ZM207 23V22H206ZM210 23H213V22H210ZM239 23H240V21H239ZM254 23V24H255ZM130 24V25H131ZM167 24V23H166ZM196 24V23H195ZM194 24V25H195ZM198 24V23H197ZM214 24V23H213ZM213 24H211V26L213 25ZM242 24V23H241ZM263 24H264V22H263ZM56 25V24H55ZM156 25H158V23H157V21H156ZM177 25H174V24H172V26L173 27H176ZM185 25V26H186ZM193 25V26H194ZM209 25V28L208 29H210L211 28V26H210V24L209 23H207V26ZM224 25V24H223ZM222 25V26H223ZM60 26V25H59ZM58 26V27H59ZM103 26V27H102ZM162 26V25H161ZM170 26V25H169ZM198 26V25H197ZM206 26V25H205ZM205 26H203L202 25V27L201 26H199V27H201V28H203V27H205ZM256 26V25H255ZM254 26V27H255ZM258 26V25H257ZM119 27V26H118ZM198 27V28H199ZM224 27V26H223ZM9 28H11V30H9ZM48 28H53V27H48ZM109 28V27H108ZM107 28V29H108ZM166 28V27H165ZM170 28H172V27H170ZM195 28H197V27H195ZM198 28H197V30H198ZM200 28V30H202ZM207 28H204L205 30L207 29ZM220 28H222V27H220ZM260 28H261V30H264V25L261 27L260 26ZM15 29H17V28H15ZM15 29H14V31H15ZM19 29V28H18ZM43 29V30H44ZM58 29V28H57ZM111 29V28H110ZM112 29H113V27H112ZM111 29V30H112ZM119 29H120V27H119ZM143 29H145L144 27H143ZM151 29H153V28H151ZM157 29V28H156ZM155 29V30H156ZM167 29V28H166ZM185 29V28H184ZM193 29H194V27H193ZM248 29V28H247ZM250 29V31H251V29H252V26L249 28ZM253 29H259V27L258 28H253ZM252 29V30H253ZM22 30V29H21ZM24 30V29H23ZM27 28L25 29V32H26V34H29V33H27ZM132 30H133V32H132ZM135 30H136V32L138 31L139 32V30H140V32L137 34V37H135V34L134 33H136L135 32ZM13 31V32H14ZM153 31V30H152ZM152 31H150V32H152ZM157 31V30H156ZM155 31V32H156ZM168 31V30H167ZM170 31V30H169ZM179 31H180V29H179ZM208 31H210V30H208ZM220 32H222L223 31V29H222V31L221 30H219ZM258 31H260V30H258ZM31 32H32V30H31ZM154 32V31H153ZM160 34H159V36L161 35V33H162V31L160 32V29H159V31H158ZM158 32H157V35H158ZM171 32H173V31H171ZM181 32V31H180ZM179 32V33H180ZM192 31H190V33H191ZM201 32V31H200ZM249 32V31H248ZM252 32V31H251ZM253 32H254V30H253ZM256 33H258L257 31H255ZM21 33V32H20ZM23 33V32H22ZM112 33V32H111ZM168 33V32H167ZM167 33H165L166 35H168ZM178 33V32H177ZM178 33V34H179ZM182 33V32H181ZM189 33V34H190ZM195 33V32H194ZM260 33V32H259ZM262 34L264 33V32H261ZM260 33V34H261ZM24 34V33H23ZM34 34V33H33ZM155 34V33H154ZM174 35H176L175 33H173ZM178 34L176 35V36H178ZM206 34H208L207 32H206ZM18 35H21V34H18ZM149 35H152V36H149ZM156 34H155V36H157ZM171 34H169V36H170ZM174 35H172V36H174ZM191 35V34H190ZM194 35V34H193ZM196 36H197V33L195 34ZM200 35V34H199ZM220 34H218V36H219ZM253 35V34H252ZM251 35V36H252ZM255 35H257V34H254L253 35V37H255ZM264 35V34H263ZM23 36V35H22ZM158 36V37H159ZM161 36H164V35H161ZM179 36H181V34L179 35ZM201 36V35H200ZM199 36V37H200ZM208 36V35H207ZM216 36H217V34H216ZM222 36V33H221V35L219 36V38ZM227 36V35H226ZM260 37H261V35H259ZM258 35H257V37H259ZM184 37V36H183ZM188 38H190L189 36H187ZM186 37V38H187ZM194 37V36H193ZM223 37V36H222ZM221 37V38H222ZM225 37V36H224ZM160 38V37H159ZM162 38V37H161ZM165 38H168V36H166ZM171 38V37H170ZM191 38H192V36H191ZM198 38V37H197ZM212 38V37H211ZM217 38V37H216ZM262 38V37H261ZM126 39H128V38H126ZM125 39V40H126ZM151 39H153V38H151ZM169 39V38H168ZM172 40H173V38H171ZM171 39H169V40H171ZM185 39V38H184ZM194 39V38H193ZM192 39V40H193ZM255 39V38H254ZM156 40V39H155ZM157 40H158V38H157ZM161 40H164L163 38L161 39ZM167 40V39H166ZM168 40V41H169ZM171 40V41H172ZM187 40V39H186ZM258 40H260V39H258ZM54 41V40H53ZM99 41H103L104 43H99ZM151 41V42H150ZM185 41V40H184ZM225 41V40H224ZM223 41V42H224ZM247 41H250V39L249 40H247ZM252 41V40H251ZM262 41V40H261ZM36 43V44H31V43ZM155 42V41H154ZM157 42V41H156ZM162 42V41H161ZM160 42V43H161ZM175 42V41H174ZM180 42V41H179ZM178 42V43H179ZM217 42H219L220 44H221V42L218 40V38H217V41H216V43ZM222 42V43H223ZM258 41H256L255 42V44L253 45L254 47L256 46V45H258V43H257ZM260 42V41H259ZM159 43V44H160ZM166 42H164V45H166L165 44ZM182 43H183V41H182ZM204 43V42H203ZM219 43H217L218 44V46L220 45ZM243 43V42H242ZM246 43H248V42H244V44L246 45ZM250 43V42H249ZM252 43V42H251ZM254 43V42H253ZM257 43V44H256ZM263 43H264V40H263ZM156 44V43H155ZM154 44V45H155ZM161 44H163V43H161ZM179 44H181V43H179ZM224 44V43H223ZM220 45V46H226V44H224V45ZM163 45V46H164ZM178 45V44H177ZM184 45H186V44H184ZM198 45V44H197ZM199 45H201V43H199ZM215 45V44H214ZM251 45V44H250ZM250 45H248L247 44V47L246 48H248V50H249V52H250V49H249V46ZM260 45V44H259ZM261 45H263L262 44V42H261ZM260 45V46H261ZM131 46H133V48H131ZM149 46V45H148ZM151 46H152V43H151ZM160 46V45H159ZM158 45H157V47H159ZM168 46H171V45H168ZM168 46L166 47L168 50H169V48H168ZM194 46V45H193ZM201 46H204V45H201ZM216 47H217V49H219L218 48V46L217 45H215ZM253 46H250V48H253ZM264 46V45H263ZM175 47V46H174ZM205 47V46H204ZM203 47V48H204ZM144 48V49H145ZM154 48H156V45H155V47ZM153 48V49H154ZM162 48V47H161ZM160 48V49H161ZM164 48H165V46H164ZM161 49L162 51H161V53H163V52H165L166 51V49ZM171 48H172V46H171ZM181 48V47H180ZM179 48V49H180ZM195 48H197L196 46H195ZM201 47L199 46L197 49H199V51L201 50L202 51V49H200ZM215 47H213V49H214ZM223 49H224V51H225V48L224 47H222ZM227 48V47H226ZM262 48V47H261ZM142 49V48H141ZM146 49H148V47L146 48ZM158 49V48H157ZM173 49V48H172ZM172 49L170 50V51H172ZM178 49V50H179ZM220 49H221V47H220ZM219 49V50H220ZM255 50H256V48H254ZM254 49H252V51L250 52V54H252V55H254V53H252V52H257L258 50H254ZM263 49V50H262ZM261 50L262 51H264V47L262 48ZM138 50H139V48H138ZM163 50H165V51H163ZM168 50H167V52H168ZM177 50V49H176ZM187 50V49H186ZM206 50V49H205ZM214 50H216V49H214ZM218 50V51H219ZM222 50V49H221ZM220 50V52H223V51H221ZM227 50V49H226ZM242 50H243V47H242ZM246 50V49H245ZM247 50V51H248ZM254 50V51H253ZM58 51V50H57ZM59 51H62V50H59ZM64 51H62V52H64ZM155 51V49L153 50V52ZM159 51V50H158ZM158 51H155V53L156 54H159L158 53ZM181 51V50H180ZM187 51H189V49L187 50ZM66 52V51H65ZM166 52V53H167ZM191 52H193L192 50H191ZM191 52H187V53H191ZM195 53H196V51H194ZM202 52H204V50L202 51ZM208 52V51H207ZM210 52V51H209ZM71 53V52H70ZM139 55H140V57L141 56H144L145 54L144 53H142V52H137ZM145 53H147V50H145ZM169 53V52H168ZM206 53V52H205ZM213 53H217L218 54V56H219V53L217 52V51H214ZM225 53V52H224ZM243 53V52H242ZM245 53V55H247V58H248V54H246V53H248V52H244ZM258 53V52H257ZM259 53H261L260 51H259ZM62 54V53H61ZM67 53H65L64 54V58H65V55H66ZM129 54V55H130ZM143 54V55H142ZM155 54V55H156ZM175 54H177V52H175ZM175 54H173V55H175ZM212 53H210V57L212 56L211 55ZM226 54V53H225ZM249 54V55H250ZM262 54H263V52H262ZM69 55V54H68ZM147 55V54H146ZM164 55V54H163ZM170 54H168L167 56H166V58H170V57H168ZM172 55V54H171ZM184 55H187L188 56V54H183V56H182V58L184 57ZM195 55H197V54H195ZM207 55H209V54H207ZM228 55V54H227ZM259 55H261V54H259ZM258 55V56H259ZM62 57H63V55H61ZM70 56V55H69ZM130 56H132V54L130 55ZM136 56H138V55H136ZM148 56V55H147ZM176 56V55H175ZM191 55H189L188 57H190ZM192 56H194V54L192 55ZM191 56V57H192ZM203 56V55H202ZM222 56V55H221ZM241 56V55H240ZM257 56V55H256ZM67 57V56H66ZM72 57V56H71ZM133 57V56H132ZM145 57V56H144ZM186 57V56H185ZM185 57H184V59H185ZM195 57V56H194ZM206 57H208V56H206ZM226 57V56H225ZM246 56H244V57H242L243 58V61H244V58H245ZM251 57V56H250ZM262 57V56H261ZM70 58V57H69ZM68 58V59H69ZM129 58V57H128ZM157 58V57H156ZM177 58V57H176ZM175 58V59H176ZM187 58V57H186ZM220 58V57H219ZM242 58L240 59V60H242ZM247 58H245L246 60V62L249 64V62L250 61H247ZM263 58H264V55H263ZM71 59V58H70ZM69 59V60H70ZM141 59V58H140ZM173 59H174V57H173ZM199 59V58H198ZM207 59V58H206ZM220 59H222V58H220ZM219 59V60H220ZM248 59H250V58H248ZM134 60V59H133ZM157 60V59H156ZM165 60V59H164ZM164 60H162V61H164ZM170 60H171V58H170ZM186 60V59H185ZM207 60H210V62H211V58L210 59H207ZM218 60V61H219ZM61 61V60H60ZM71 61V60H70ZM158 61H160V59H158L156 62L158 63ZM206 60H204V64L205 63H207V62H205ZM51 62V61H50ZM131 62V61H130ZM134 62H136V61H134ZM133 62V63H134ZM172 62L173 61H170V64H172ZM186 62V61H185ZM210 62H208V63H210ZM220 62V61H219ZM221 62H223V60H221ZM245 62V63H246ZM63 63V62H62ZM161 62H159L158 64L161 66V64L163 65V63H161ZM166 63V62H165ZM207 63V65H209V66H211L210 64H208ZM240 63L242 64L243 62L242 61H240ZM240 63H239V65H240ZM71 65H74L73 63H70ZM80 63H78V65H79ZM93 64V65H94ZM135 64H137V63H135ZM142 64V63H141ZM145 64V63H144ZM169 64V65H170ZM174 64H176V62L174 63ZM204 64H203V66H204ZM218 64V63H217ZM216 64V65H217ZM244 64V63H243ZM242 64V65H243ZM248 64H245V65H247V66H249ZM16 65H17V63H16ZM15 65V66H16ZM61 65V66H60ZM68 65H69V61H68ZM77 65V66H78ZM132 65V64H131ZM180 65V64H179ZM187 65H189V64H185V66L187 67ZM241 65V66H242ZM14 66V67H15ZM17 66H19V65H17ZM30 66V67H29ZM76 66V65H75ZM80 66V65H79ZM90 66V65H89ZM133 66V65H132ZM171 66V65H170ZM170 66H168V67H170ZM172 66H174V65H172ZM171 66V67H172ZM175 66H177V65H175ZM181 66V65H180ZM184 66V65H183ZM193 66H194V64H193ZM244 66V65H243ZM246 66V67H247ZM9 67H11V66H9ZM9 67H8V69H9ZM81 67H83V65L81 66ZM143 67V66H142ZM163 67H164V65H163ZM182 67V66H181ZM190 67H192V66H190ZM189 67V68H190ZM195 67V66H194ZM199 67V66H198ZM205 67V66H204ZM208 66H206V68H207ZM214 67H216V69H218V71H219V67L218 66H214ZM240 67V66H239ZM68 68V67H67ZM95 68H97V70H98V67H95ZM159 68V67H158ZM165 68L166 67H164V71H165ZM176 67H174V68H171V70L173 69H175ZM179 68V69H178ZM177 68V70H181L180 69V67H178ZM206 68L204 69V71H203V69H202V71L203 72H206L207 71V73H206V76L208 75V78H210L209 77V75L211 74V73H208V72H210V71H208V70H210V67H208V70H206ZM213 67H211V69H212ZM221 68V67H220ZM11 69V68H10ZM9 69V70H10ZM25 69V71H27ZM40 69H42L41 71L42 72H38L37 70H39L40 71ZM80 69V67L79 68H77V70H79ZM100 69V71L98 70V72H101L102 73V71H101V68H99ZM104 69V70H105ZM135 69V68H134ZM146 69H148V68H146ZM170 69V68H169ZM85 70H87V69H83V71L87 74L88 72L87 71H85ZM89 70V69H88ZM90 70H91V67H90ZM89 70V71H90ZM96 69H94V67H93V69H92V71L90 72V74H91V83H92V85H93V88L92 89H95V91H97V90H99V89H101V91H99V94L100 95H103V94H101V92H103L102 91V89L104 88V84L102 83V79H98V75L96 74V71H95ZM105 70V71H106ZM143 70V69H142ZM162 70H163V68H162ZM176 69L174 70V71H172L173 73L174 72H176L177 71ZM187 70V69H186ZM190 70V69H189ZM215 70V69H214ZM213 70V74L214 73H216L215 71ZM236 70H237V68H236ZM239 70V69H238ZM11 71V70H10ZM23 71V70H22ZM21 70L19 71V72H22ZM29 71V70H28ZM27 71V72H28ZM80 71V70H79ZM104 71V72H105ZM146 71V70H145ZM170 71V70H169ZM164 72L165 73V75H164V73L162 74V75H164V77H162V79L163 78H165L166 77V75H168L167 77H169V75L170 74H172V72L170 73V72ZM183 71V70H182ZM260 72H262V71H264V70H259ZM134 71H132V74L134 75V73H133ZM153 72V71H152ZM152 72H150V73H152ZM201 72V71H200ZM203 72H201L202 74H203ZM235 72V71H234ZM233 72V73H234ZM4 73V72H3ZM8 73H9V71H8ZM8 73H6V71H5V75H7ZM75 73L77 74V73H79L78 71L76 72V69H75V71H74V74L73 75H75ZM101 73H98L99 75L101 74ZM130 73H131V71H130ZM129 73V74H130ZM147 73V72H146ZM154 73V72H153ZM167 73H169V74H167ZM179 73V72H178ZM184 73V72H183ZM186 73V72H185ZM189 73H191L190 71H189ZM200 73V74H201ZM264 73V72H263ZM263 73H261L260 75H261V77L262 76H264L263 75ZM10 74V73H9ZM28 74H29V77H30V72H28ZM27 74V75H28ZM63 74V75H62ZM66 74V75H65ZM81 73H79V75H80ZM82 74H83V72H82ZM81 74V75H82ZM128 74V75H129ZM131 74V75H132ZM143 74V73H142ZM149 74V73H148ZM187 74V73H186ZM198 74H199V72H198ZM202 74H201V76H202ZM235 74V73H234ZM234 74H232V75H234ZM254 74V73H253ZM0 75H4V74H0ZM34 75V76H35ZM38 75V74H37ZM37 75H36V77H37ZM78 75V74H77ZM84 75V74H83ZM82 75V76H83ZM132 75V76H133ZM144 75V74H143ZM182 75V74H181ZM185 75V74H184ZM189 75V74H188ZM187 75V76H188ZM8 76V75H7ZM6 76V77H7ZM25 76H26V74H25ZM34 76H33V78H34ZM102 76V75H101ZM103 76H105V74H103ZM160 76V75H159ZM200 76V75H199ZM200 76V77H201ZM235 76V75H234ZM0 77H2V76H0ZM9 77H10V75H9ZM9 77H8V79H9ZM29 77H27V78H29ZM46 77V78H47ZM78 77V76H77ZM80 77L81 76H79V79H80ZM100 77V76H99ZM145 77V76H144ZM151 77V80L153 81V84H154V86H155V93H156V95H157V100L158 101H162L163 102V106L165 105L164 103V101L166 100V97H165V95L164 94H166V93H162V90L164 89V87L162 88V86H163V82H158V80H157V77L156 76H154L153 74H152V76H150ZM161 77V76H160ZM177 77V76H176ZM176 77H175V74H174V76H173V78L174 79H176ZM191 76H188V80H189V78H190ZM197 75H196V77H194V78H196L197 79ZM33 78H32V76H31V79L33 80ZM46 78H45V80L44 79H42V81H41V83H43L44 81H46ZM69 78H71L70 76H69ZM135 80H134V79ZM140 78V79H139ZM148 78H149V76H148ZM159 78V77H158ZM170 78H172L171 76H170ZM169 78V79H170ZM187 78V77H186ZM203 78H205V76L203 77L202 76V78H199V79H197L199 82L201 81V79L203 80ZM208 78H206V80H203V82L205 81V83H203V85L204 84H206L207 83V81L209 82V80H208ZM234 78V77H233ZM258 78H259V73H258ZM30 79V78H29ZM71 79H73V78H71ZM106 79H108V78H106ZM150 79V78H149ZM166 79V78H165ZM196 79H194V82H197L198 83V81H196ZM4 81H5V78L3 79ZM7 80V79H6ZM23 80V79H22ZM31 80V81H32ZM138 80V81H137ZM146 80V79H145ZM148 80V79H147ZM164 80V79H163ZM163 80H161L160 78H159V81H163ZM171 80V79H170ZM257 80H259V79H257ZM3 81V82H4ZM50 81V82H51ZM63 83H65L66 84V88H64L63 86H62V82ZM86 81H90V79L88 78ZM113 81H110V82H113ZM176 81H177V79H176ZM176 81H175V83H176ZM217 81H219V80H217ZM49 82V83H50ZM78 82H80V81H78ZM103 82H104V80H103ZM110 82H108V83H110ZM144 81H142V83L140 84H138V85H143L144 83H145V89H146V86L147 87H149L148 85V83H147V85H146V82H144ZM166 82H167V79H166ZM165 82V83H166ZM172 82H174L173 81V79H172ZM170 83V84H173V83ZM212 82V81H211ZM216 82V81H215ZM215 82H213V83H211V84H214ZM231 82V81H230ZM46 84H47V82H45ZM76 83H77V81H76ZM161 83V84H160ZM163 83V84H162ZM168 83V82H167ZM168 83V84H169ZM178 83V82H177ZM176 83V84H177ZM201 83V82H200ZM232 83V82H231ZM262 83H264V81L262 82ZM40 84V83H39ZM111 84V83H110ZM112 84V85H113ZM176 84L174 85V90H176V88L177 87H175L176 86ZM71 85V84H70ZM76 85V84H75ZM84 85V84H83ZM151 85V84H150ZM161 85V86H160ZM167 85V84H166ZM165 85V87L167 88H170V89H172L171 88V86H166ZM203 85H202V88H203ZM209 85H210V83H209ZM214 85H217L216 83L214 84ZM263 85V84H262ZM40 86H42V84H40ZM50 86V85H49ZM62 86V87H61ZM72 86H73V84H72ZM107 88H108V86H110V85H108L107 83H106V85H105ZM137 86V85H136ZM207 86H208V84H207ZM217 86H219V88H221V86L220 85H217ZM216 86V87H217ZM231 86H232V84H231ZM264 86V85H263ZM19 87V86H18ZM21 87V86H20ZM45 87V86H44ZM68 87V88H67ZM81 87V86H80ZM87 87V86H86ZM90 87V86H89ZM114 88H116L115 86H113ZM173 87V86H172ZM204 87H206V85H204ZM212 87V86H211ZM46 88V87H45ZM44 88V90H46ZM75 88V87H74ZM73 88V89H74ZM78 88V87H77ZM137 88V87H136ZM140 88V90H141V86L139 87ZM167 88V89H168ZM212 88H215V87H212ZM218 87H217V89H219ZM262 87L260 86V88L258 89V92H259V90L261 91L262 89H261ZM22 89V88H21ZM56 89H55V91H56ZM67 89V90H66ZM88 89V91L91 89V87L90 88H85L84 89V91L85 90H87ZM104 89H106V88H104ZM110 89H112L111 87H110ZM109 89V90H110ZM149 89H151L150 87H149ZM167 89H165L166 91H167ZM216 89V88H215ZM214 89V91H213V89H212V91H213V93L217 90H215ZM12 90V89H11ZM39 90V89H38ZM42 89H40V91L39 92H41V93H39V94H42V91H41ZM116 90V89H115ZM172 91V90H170L169 92L170 93H172V92H175V91ZM203 90H204V88H203ZM231 90H233L232 89V87H231ZM5 92H6V90H4ZM50 92L52 91V89H50L49 90ZM54 91V90H53ZM64 91V92H63ZM79 91V90H78ZM77 91V92H78ZM81 91V90H80ZM79 91V92H80ZM93 91V90H92ZM95 91H93V93H95ZM136 92L138 91V88H137V90H135ZM144 91V90H143ZM142 91V92H143ZM147 91H148V89H147ZM152 91V90H151ZM164 91V90H163ZM210 91V90H209ZM212 91H210V92H212ZM44 92V91H43ZM68 92V91H67ZM75 92H76V90H75ZM140 92V94H141V91H139ZM138 92V93H139ZM145 92H146V90H145ZM153 92V91H152ZM217 92H218V90H217ZM217 92H215L216 94H217ZM7 93H9V92H7ZM15 93H17V92H15ZM14 92H13V96H14V94H15ZM33 93V92H32ZM55 94L53 95V99H54V96L57 94L56 92H54ZM84 93H87V91L86 92H84ZM112 93V94H113ZM209 93V92H208ZM213 93H212V95H213ZM261 93H263L262 91H261ZM261 93H259V95L261 94ZM12 94V93H11ZM18 94H20L19 92H18ZM48 94H51V93H49L48 92ZM47 94V95H48ZM67 94V93H66ZM65 94V95H66ZM74 94V93H73ZM80 94V93H79ZM112 95L111 93H105V95ZM142 94H144V93H142ZM146 94H152V93H149V91L146 93ZM163 94V95H162ZM211 93H209L208 95H210ZM216 94H214V95H216ZM233 94V93H232ZM9 95H10V93H9ZM16 95V94H15ZM44 94H42V97H45V96H43ZM116 95V94H115ZM114 95V96H115ZM116 95V96H117ZM119 95V96H120ZM171 95V94H170ZM169 95V96H170ZM172 95H173V93H172ZM174 95H176V94H174ZM173 95V96H174ZM218 95V94H217ZM12 96V95H11ZM41 96V95H40ZM50 96V95H49ZM58 96V95H57ZM57 96H56V98H57ZM71 96V95H70ZM98 96V95H97ZM104 96V95H103ZM114 96H111L112 97V99L111 100H113L114 98ZM143 96V95H142ZM153 96V95H152ZM164 96V97H163ZM211 96V95H210ZM233 96V95H232ZM262 96H264V95H260L259 97H261V99H262V101L264 102V98H262ZM15 97V96H14ZM16 97H17V95H16ZM42 97L41 98H38V99H42ZM48 97V96H47ZM46 97V98H47ZM64 97V96H63ZM69 97V96H68ZM121 97L118 99L119 101H121ZM131 97H132V99H131ZM145 97V96H144ZM155 97V96H154ZM176 97V96H175ZM175 97H174V99H175ZM207 97H209V96H207ZM215 98L217 97V96H214ZM227 97H228V95H227ZM0 98L2 99V100H4L3 101V106H6L5 108H7V103H9V100L8 99H10L11 100V103H12V99H11V97L10 96H8V94H6V93H4V92H2L1 91V89H0ZM13 98V97H12ZM56 98H55V100H56ZM75 98H78L77 96L75 97ZM75 98H74V100H75ZM80 98V97H79ZM78 98V99H79ZM82 98V97H81ZM104 98H107V99H109L108 98V96L106 97V96H104ZM117 98V97H116ZM115 98V99H116ZM163 98H165V100H161V99H163ZM213 98V97H212ZM228 98H230V96L228 97ZM228 98H227V100H228ZM45 99V98H44ZM52 99V100H53ZM61 99H62V97H61ZM69 99V98H68ZM71 99H73V98H70V101H71ZM87 99V98H86ZM114 99V100H115ZM149 99V102H150V98H148ZM152 99H155V98H153V97H151V102H153L154 104L153 105H155V102H154V100H152ZM171 99H173L172 97H171ZM174 99L172 100V101H168L169 103H171V102H173L174 101ZM237 99V98H236ZM2 100H1V102H2ZM8 102H7V101ZM23 100V99H22ZM46 100H48L49 101V98H47ZM46 100H45V102H46ZM64 100V99H63ZM82 100V99H81ZM92 100V99H91ZM147 100V99H146ZM169 100V99H168ZM176 101L178 100L177 98L175 99ZM212 100V101H211ZM210 101L211 102H213V100H214V98L213 99H211ZM226 100V101H227ZM36 101V100H35ZM54 101V100H53ZM65 101L67 102V100L65 99ZM79 101V100H78ZM93 101V100H92ZM92 101H90V102H92ZM103 101H104V103H105V101L106 100H104L103 99ZM102 101V102H103ZM175 101V102H176ZM233 101V100H232ZM4 102H6V103H4ZM42 102V101H41ZM52 102V101H51ZM61 102V101H60ZM73 102V101H72ZM75 102H76V100H75ZM79 102H81V105H82V103L84 102V101H79ZM88 102V101H87ZM122 102V101H121ZM121 102H120V104H119V106L121 105ZM129 102V103H128ZM150 102V103H151ZM174 102V103H175ZM227 102H231V101H227ZM258 102H261V101H258ZM263 102H261L262 104H263ZM11 103H9V104H11ZM43 104H44V102H42ZM47 103H50V102H47ZM65 103V102H64ZM74 103V102H73ZM103 103V104H104ZM111 103V102H110ZM110 103H108V107L111 105ZM114 103V102H113ZM117 103H119V102H117ZM116 102H115V104H117ZM124 103V104H125ZM188 103V102H187ZM187 103H186V105H187ZM222 103V102H221ZM220 102H219V104H217V106H219L220 104H221ZM55 104H57L56 102H55ZM85 104V103H84ZM168 104V103H167ZM173 104V103H172ZM172 104H168L169 106H171ZM177 104V103H176ZM235 104V103H234ZM257 105H260L261 107H262V105L261 104H259V103H256ZM46 105V104H45ZM96 105H97V101H96ZM107 105V104H106ZM113 105V104H112ZM132 104H131V106H133ZM151 106H153L152 105V103L150 104ZM159 105H162V103H160ZM182 105V104H181ZM184 105V104H183ZM230 105V104H229ZM228 103H227V109L229 108L228 106ZM12 106H13V104H12ZM14 106H16V105H14ZM65 106V105H64ZM105 106V105H104ZM114 106V105H113ZM117 106V105H116ZM156 106H158V105H156ZM163 106H161V107H163ZM176 106V105H175ZM185 106V105H184ZM264 106V105H263ZM16 107H18V106H16ZM67 107V106H66ZM103 107V106H102ZM101 107V108H102ZM115 107V106H114ZM114 107H110V113L108 114V113H106V111H105V113L106 114H108L109 115V118H107L106 116V119H108L109 121H110V123L111 122H113L114 121V119H113V117H114V114H115V108ZM146 107H148V106H146ZM150 107V106H149ZM154 107V106H153ZM221 108H222V104H221V106H220ZM219 107V108H220ZM258 107V106H257ZM260 107V109H259V111L262 109ZM82 108H84V106L82 105ZM88 108V107H87ZM87 108H86V110H87ZM94 108H95V105H94ZM101 108H100V110L99 111H101ZM104 108V107H103ZM102 108V109H103ZM117 108V107H116ZM119 108V107H118ZM137 108V107H136ZM151 108V107H150ZM169 108V107H168ZM171 108V107H170ZM173 108V107H172ZM175 108V107H174ZM186 108V107H185ZM184 108V109H185ZM209 108V107H208ZM207 108V109H208ZM217 109V107L215 108V109H217V110H215V111H218V110H220V109ZM232 108V107H231ZM235 108V107H234ZM237 108V107H236ZM11 109H13V107L11 108ZM96 109V108H95ZM109 109V108H108ZM120 109V108H119ZM122 109V108H121ZM130 109V108H129ZM129 109H127V107H126V110H127V112H130V110ZM147 109V108H146ZM154 109V108H153ZM152 109V110H153ZM156 109V110H155ZM154 110L155 111H157L158 109L157 108H155ZM183 109V108H182ZM181 109V110H182ZM183 109V110H184ZM188 109V108H187ZM210 109V108H209ZM6 110H10V109H6ZM14 110V109H13ZM83 110V109H82ZM105 110V109H104ZM117 110V109H116ZM129 110V111H128ZM134 110V109H133ZM148 110H150V109H148ZM160 110V109H159ZM158 110V112H163V111H159ZM170 110V109H169ZM177 110H179L178 109V107H177ZM214 110V109H213ZM253 110V109H252ZM15 111V110H14ZM96 111V110H95ZM94 111V112H95ZM109 111V110H108ZM121 111V110H120ZM142 110L140 109V113L141 114H144V113H142L141 112ZM172 111H174V110H172ZM227 111V110H226ZM10 112H12V111H10ZM9 112V113H10ZM29 112V111H28ZM83 112V111H82ZM87 112V111H86ZM85 112V113H86ZM93 112V111H92ZM91 112V113H92ZM93 112V113H94ZM97 112H98V109H97ZM102 112V111H101ZM104 112V111H103ZM102 112V113H103ZM118 112H119V110H118ZM124 112H126V111H124ZM126 112V113H127ZM180 112V111H179ZM213 112V111H212ZM263 112V111H262ZM262 112H261V114H262ZM19 113V112H18ZM17 113V114H18ZM102 113H100V115L102 114ZM131 113V112H130ZM129 113V114H130ZM146 113H147V111H146ZM171 113V112H170ZM183 113V112H182ZM215 113H217L218 115L220 114V113H218V112H215ZM255 113V112H254ZM253 113V116L255 115V117L256 116H258L259 114H260V112H258L259 114L257 115V113L256 114H254ZM24 114H26V113H23V115ZM28 114V113H27ZM26 114V115H27ZM97 114H99V112L97 113ZM105 114V115H106ZM116 114H119V113H117L116 112ZM129 114H127V116L129 117V119H130V116L133 114H131V115H129ZM137 114V113H136ZM164 114V113H163ZM162 114V115H163ZM172 114V113H171ZM173 114H174V112H173ZM177 114V113H176ZM186 114H188V113H186ZM0 115H2V113H0ZM7 115V114H6ZM15 115H16V113H15ZM20 115V114H19ZM61 115V114H60ZM84 115V114H83ZM86 115V114H85ZM89 115V114H88ZM99 115V116H100ZM121 115V114H120ZM125 115V114H124ZM139 116H140V114H138ZM148 115V114H147ZM156 115V114H155ZM158 115H161L160 113L159 114H157V116ZM165 115V114H164ZM178 115V114H177ZM180 115V114H179ZM178 115V116H179ZM189 115V114H188ZM216 115V114H215ZM223 116L225 115V113L224 114H222ZM263 115V114H262ZM16 116H18V115H16ZM15 116V117H16ZM29 116H31L30 114H29ZM81 116H82V114H81ZM87 116V115H86ZM98 116V115H97ZM96 116V117H97ZM118 116V115H117ZM136 117H139V116H137V115H135ZM141 116H143L141 119L142 120H144V115H141ZM150 116V115H149ZM174 116H176V115H174ZM181 116V115H180ZM182 116L184 117V115L182 114ZM181 116V117H182ZM221 116V115H220ZM219 116V117H220ZM222 116V117H223ZM2 117V116H1ZM9 117V116H8ZM91 117H93V116H91ZM95 117V116H94ZM104 117V116H103ZM127 117V118H128ZM155 117V116H154ZM154 117H152L153 118V121L152 122H154ZM160 117V116H159ZM173 117V116H172ZM180 117V118H181ZM216 117V116H215ZM225 117H226V115H225ZM254 117V118H255ZM261 117V116H260ZM260 117H258V119H256L255 118V121L256 120H258L259 122H260V120H259V118ZM3 118V117H2ZM24 118V117H23ZM30 118V117H29ZM81 118H83V116L81 117ZM89 118V117H88ZM102 118V117H101ZM125 118V117H124ZM150 118V117H149ZM152 118H151V120H152ZM164 118V120H163V122H166V118L165 117H163ZM174 118H176V117H174ZM185 118V117H184ZM4 119V118H3ZM18 119H20V118H18ZM95 119V118H94ZM117 119V118H116ZM115 119V120H116ZM120 119V118H119ZM123 119V118H122ZM137 119V118H136ZM173 119V118H172ZM178 119V118H177ZM7 120V119H6ZM6 120H5V122H6ZM159 120V119H158ZM161 120V119H160ZM170 120V122H171V119H169ZM181 120H182V118H181ZM216 120V119H215ZM254 120V119H253ZM252 120V121H253ZM19 121V120H18ZM93 121V120H92ZM123 121H124V119H123ZM123 121H121L122 123H123ZM132 121V120H131ZM179 121V120H178ZM177 121V122H178ZM2 122V121H1ZM4 122V123H5ZM89 121L87 120V123H88ZM108 122V121H107ZM120 122V121H119ZM119 122H117V123H119ZM127 122V121H126ZM159 122H161V121H159ZM180 122V121H179ZM183 122V121H182ZM258 122V123H259ZM18 123V122H17ZM95 123V122H94ZM114 123V122H113ZM113 123H111L112 125H114ZM121 123V124H122ZM124 123H125V121H124ZM143 124H146V120H145V123L144 122H142ZM156 123H157V121H156ZM257 122H255V124H256ZM258 123L256 124V125H258ZM10 124V123H9ZM12 124V123H11ZM15 124V123H14ZM14 124H13V126H14ZM46 124V123H45ZM90 124V123H89ZM110 124V125H111ZM116 124V123H115ZM120 124V128L122 127V125ZM139 124H140V121H139ZM161 124V126H164V128L165 127H167V125H168V123L165 125H163L162 123H160ZM179 124V123H178ZM181 124V123H180ZM179 124V125H180ZM185 124V123H184ZM184 124L182 125V126H184ZM260 124H262V123H260ZM1 125V124H0ZM6 125V124H5ZM8 125V124H7ZM6 125V126H7ZM16 125H18V124H16ZM20 125V124H19ZM44 125V124H43ZM88 125V124H87ZM86 125V126H87ZM98 125V124H97ZM100 125V124H99ZM109 125V124H108ZM119 125V124H118ZM126 125V124H125ZM124 125V126H125ZM186 125V124H185ZM251 125L252 126H254V123L252 124V122H251ZM263 125H264V123H263ZM37 126H39V125H37ZM50 126V125H49ZM56 126V125H55ZM54 126V127H55ZM105 126H107V125H105ZM114 126H116V125H114ZM127 126V125H126ZM128 126H129V124H128ZM127 126V127H128ZM154 126V125H153ZM161 126L159 125V128H161ZM169 126V125H168ZM178 125L176 124V127H177ZM251 126V128H253ZM259 126V125H258ZM25 127H26V124H25ZM34 127V125L32 126V128ZM40 127V126H39ZM53 127V126H52ZM92 127V126H91ZM100 127V126H99ZM137 127H139V126H137ZM144 127H145V125H144ZM175 127V128H176ZM186 127V126H185ZM249 127V126H248ZM261 127H262V125H261ZM14 128H15V126H14ZM17 128V127H16ZM36 128V127H35ZM41 128V127H40ZM47 128V127H46ZM69 128V130H71L70 132L68 131V129H67V134H68V132H69V134L71 133V132H73L72 131V129H70V127H68ZM80 128V127H79ZM81 128H82V126H81ZM95 128V127H94ZM109 128H110V126H109ZM113 128V127H112ZM116 128H118L117 126H116ZM163 128V129H164ZM184 128V127H183ZM10 129H12V128H10ZM19 129V128H18ZM28 129V128H27ZM29 129H31V127H29ZM43 129V128H42ZM48 129H49V127H48ZM57 129V128H56ZM62 129V128H61ZM78 128H76V130H77ZM106 129V128H105ZM124 129V128H123ZM128 129V128H127ZM148 129H149V127H148ZM165 129H168V128H165ZM177 129H178V127H177ZM180 129V128H179ZM186 129V128H185ZM192 129V128H191ZM209 129V128H208ZM21 130H23L22 128H21ZM25 131H26V128L24 129ZM33 130H35V129H33ZM55 130V129H54ZM60 130V129H59ZM74 130V129H73ZM75 130V131H76ZM84 130H86V129H84ZM84 130L82 131L83 133H84ZM102 130V129H101ZM110 130V129H109ZM121 130H122V128H121ZM152 130H153V127H152ZM169 130V129H168ZM248 130V129H247ZM249 130H250V127H249ZM252 130V129H251ZM255 129L253 128V131H254ZM2 131V130H1ZM24 131V132H25ZM30 131H32V129L30 130ZM37 131V130H36ZM35 131V132H36ZM49 131V130H48ZM48 131H46V133L48 132ZM65 131V130H64ZM74 131V132H75ZM104 131V130H103ZM157 131V130H156ZM161 131H163V130H161ZM167 131V130H166ZM165 130L163 131L164 132V134H165V132H166ZM177 131V130H176ZM179 131V130H178ZM185 131V130H184ZM194 132H196V129L195 130H193ZM192 131V132H193ZM198 131V130H197ZM210 131V130H209ZM245 131V130H244ZM244 131H242V133L244 132ZM34 132V133H35ZM57 132V131H56ZM58 132H60V131H58ZM81 132V131H80ZM81 132V133H82ZM97 132H99V131H97ZM97 132H95V133H97ZM127 132V131H126ZM169 132H171L172 133V131H168V133ZM189 132V131H188ZM1 133V132H0ZM9 133V132H8ZM44 133V132H43ZM78 133H79V131H78ZM81 133H80V136H82L81 135ZM82 133V134H83ZM86 133H87V131H86ZM100 133V132H99ZM138 133V132H137ZM158 133V132H157ZM157 133H156V135L155 136H157V138H158V135H157ZM168 133L166 132V135H165V137L167 136L168 137ZM177 134H178V132H176ZM182 133V132H181ZM199 133V132H198ZM198 133H197V135H198ZM51 134V133H50ZM53 134H54V132H53ZM63 134V133H62ZM64 134H65V132H64ZM98 134V133H97ZM106 134H108V133H106ZM128 134H130V132L128 133ZM163 134V135H164ZM170 134V133H169ZM183 134V133H182ZM191 134V133H190ZM3 134H0V136H2ZM19 136H20V134H18ZM42 135V134H41ZM48 135V134H47ZM93 135V134H92ZM99 136H98V138H101L102 136L100 135V134H98ZM110 135H112L111 133H110ZM171 135V134H170ZM169 135V136H170ZM183 135H185V134H183ZM187 135V134H186ZM4 136V135H3ZM2 136V137H3ZM6 136H8L7 134H6ZM6 136H4V137H6ZM16 136H17V134H16ZM30 136V135H29ZM50 136V135H49ZM59 136H62L61 134L60 135H58V137ZM64 136V135H63ZM101 136V137H100ZM122 136V135H121ZM196 136V135H195ZM195 136L193 137V138H195ZM252 136V135H251ZM18 137V136H17ZM35 137V136H34ZM43 137V136H42ZM52 137H56V136H52ZM75 137V136H74ZM90 137H92V136H90ZM97 137V136H96ZM115 137V136H114ZM118 137V136H117ZM160 137V136H159ZM164 137V138H165ZM170 137H172V135L170 136ZM179 137V136H178ZM185 137V136H184ZM187 137H188V135H187ZM186 137V138H187ZM1 138V137H0ZM20 138H23V136H21ZM29 138V137H28ZM85 138V137H84ZM83 138V139H84ZM103 138V137H102ZM156 138V139H157ZM163 138V139H164ZM169 138V137H168ZM168 138H166V139H164L165 141L168 139ZM182 138H183V136H182ZM247 138V137H246ZM246 138H244L243 140L242 139H239V140H242V142L246 139ZM248 138H250V136L248 137ZM3 139V138H2ZM16 139V138H15ZM24 139H25V137H24ZM30 139V138H29ZM33 139V138H32ZM31 139V140H32ZM35 139H37V138H35ZM63 139V138H62ZM82 139V140H83ZM86 139V138H85ZM88 139V138H87ZM90 139V138H89ZM89 139H88V141L87 142H89ZM159 139V138H158ZM170 139V138H169ZM1 140V139H0ZM18 140H20V139H18ZM26 140V139H25ZM28 140V139H27ZM81 140V139H80ZM91 140V139H90ZM93 140V139H92ZM135 141H136V139H134ZM134 140H132L133 141V143H134ZM238 140V139H237ZM236 140V141H237ZM13 141H15V140H13ZM17 141V140H16ZM15 141V142H16ZM68 141H69V139H68ZM85 141V140H84ZM97 141V140H96ZM96 141H93V145H94V143H95V147H96V145L98 144L99 145V143L102 145V147H103V144H105V143H103V140L102 141H97V142H99V143H96ZM105 141V140H104ZM164 141V142H165ZM169 141V140H168ZM171 141H172V139H171ZM184 141V140H183ZM193 142H194V140H192ZM86 142V143H87ZM186 142V141H185ZM187 142H188V140H187ZM200 142V141H199ZM206 142V141H205ZM220 142V144H217L218 146H221L220 148L222 149V147L225 149V146H223V145H225V144H223L222 145V143L223 142H221V140L219 141ZM218 142V143H219ZM238 142V141H237ZM241 142V141H240ZM33 143H34V140H33ZM108 143H110L109 141H108ZM112 143V142H111ZM115 143V142H114ZM124 143V142H123ZM127 143V142H126ZM130 143V142H129ZM129 143H127V144H129ZM166 143H168V142H166ZM177 143V142H176ZM175 143V144H176ZM180 143V142H179ZM181 143H183L182 142V140H181ZM180 143V144H181ZM189 143V142H188ZM239 143V142H238ZM52 144V143H51ZM107 144V143H106ZM131 144V147H132V143H130ZM129 144V145H130ZM162 144V143H161ZM165 144V143H164ZM171 144V143H170ZM196 144V143H195ZM58 145V144H57ZM76 146L77 145H79V144H75ZM82 144H80V147H85V145H82ZM89 145H90V143H89ZM88 145V143H87V146H89ZM98 145H97V148H98ZM101 145H99V148H100V151H101ZM108 145H111V144H108ZM107 145V146H108ZM113 146H114V144H112ZM115 145H116V143H115ZM124 145H125V143H124ZM128 145V146H129ZM163 145V144H162ZM190 145V144H189ZM48 146H49V144H48ZM135 145H133V147H134ZM180 146V145H179ZM188 146V145H187ZM190 146H194L193 145V143H192V145H190ZM214 146V145H213ZM218 146H216L215 147V149L216 150H220L219 152L221 153V151H223V149L221 150V149H217V148H219ZM58 147V146H57ZM56 147V148H57ZM63 147V146H62ZM66 146H64L63 148H65ZM111 147V146H110ZM130 147V148H131ZM165 147V146H164ZM184 147V146H183ZM62 148V149H63ZM91 148V147H90ZM93 148V147H92ZM92 148L90 149V151H88L87 152V155H86V150H84V153L82 152L81 153V155H80V157H82V159L81 160H83L84 158H83V154L85 155V157L87 156H89L91 153V150H92ZM96 148V149H97ZM106 148V147H105ZM108 148V147H107ZM107 148L105 149V151L107 152ZM113 148V147H112ZM116 148H117V145H116ZM115 148V149H116ZM136 148V147H135ZM156 148V147H155ZM186 148V147H185ZM185 148H184V151H185ZM82 149V148H81ZM84 149V148H83ZM104 149V148H103ZM102 149V150H103ZM114 149V150H115ZM136 149H138V147L136 148ZM159 149V148H158ZM73 150H76V149H73ZM89 150V149H88ZM94 150V149H93ZM92 150V151H93ZM118 150V149H117ZM227 150V149H226ZM226 150H224V151H226ZM77 151V150H76ZM82 151V150H81ZM95 151H97V150H95ZM95 151H93V152H95ZM98 151H99V149H98ZM186 151H187V149H186ZM231 151V150H230ZM229 151V152H230ZM79 152V151H78ZM92 152V153H93ZM103 152V151H102ZM108 152H111V149H110V151H108ZM116 152V151H115ZM115 152H114V156H115ZM227 153H228V151H226ZM231 152H233V151H231ZM80 153V152H79ZM96 153V152H95ZM95 153H93V154H95ZM101 153V152H100ZM222 153H224V152H222ZM221 153V154H222ZM89 154V155H88ZM97 154V153H96ZM95 154V156H96V158L98 157V155H96ZM106 154V153H105ZM109 155H110V153H108ZM119 154H120V152H119ZM92 155V154H91ZM90 155V156H91ZM123 155V154H122ZM126 155V154H125ZM124 155V156H125ZM90 156H89V159L88 160H86L87 162L89 161H91L90 160ZM93 156V155H92ZM92 156H91V159H93V161H96L94 158H92ZM232 156V155H231ZM123 157V156H122ZM192 157V156H191ZM104 158H106L107 159V162H108V158H109V156H108V158L106 157V155H105V157ZM128 158V157H127ZM129 158H131V156L129 157ZM111 158H109V162L108 163H110L111 162V160H110ZM116 159V158H115ZM120 159V158H119ZM131 159H133V158H131ZM151 159V158H150ZM80 160V161H81ZM99 160V159H98ZM97 160V161H98ZM122 160V159H121ZM121 160H120V163H118L119 165L123 162V160H122V162H121ZM130 160V159H129ZM84 161V160H83ZM86 161H84V162H86ZM100 161V160H99ZM99 161L96 163V164H98L99 163ZM128 161V160H127ZM132 160H130V162H131ZM155 161V160H154ZM195 161V160H194ZM92 162V161H91ZM90 162V163H91ZM116 162V160H114L113 161V163H115ZM138 162V161H137ZM153 162V161H152ZM140 163V162H139ZM155 163V162H154ZM85 164V163H84ZM88 164V165H87ZM86 164V167H89L90 165H91V167H92V164L93 163H91V164H89V163H87ZM102 164V163H101ZM100 163H99V165L98 166H100L101 165ZM117 164V163H116ZM129 164H131V163H129ZM141 164V163H140ZM110 165V164H109ZM137 165V164H136ZM157 165V164H156ZM94 166V165H93ZM96 166V165H95ZM117 166V165H116ZM142 166V165H141ZM37 167V166H36ZM63 167V166H62ZM60 168V170L61 169H63V168ZM90 167V168H91ZM102 167V166H101ZM130 167H131V165H130ZM157 167V166H156ZM155 167V168H156ZM192 167V166H191ZM29 168V167H28ZM116 168V167H115ZM145 168V167H144ZM154 168V167H153ZM66 169V168H65ZM67 169H68V167H67ZM66 169V170H67ZM111 169H113L112 167H111ZM118 169V168H117ZM128 169V168H127ZM95 170V169H94ZM144 170V169H143ZM150 170V169H149ZM58 171V170H57ZM64 170H62V171H60V172H63ZM123 171H124V169H123ZM145 171V170H144ZM150 172H153L152 170H150ZM257 172H259V171H257ZM64 173H65V171H64ZM68 175H69V173L68 172H66ZM88 173V172H87ZM97 173H99V172H97ZM96 173V174H97ZM124 173V172H123ZM262 173V172H261ZM260 173V174H261ZM165 174V173H164ZM62 175V174H61ZM64 176V178L67 176V175H65V174H63ZM99 175V174H98ZM119 175V174H118ZM136 175V174H135ZM150 175V174H149ZM153 175V174H152ZM163 175V174H162ZM161 175V176H162ZM73 176V175H72ZM140 177H141V175H139ZM147 176V175H146ZM156 176V175H155ZM158 176H160V175H158ZM61 177V176H60ZM126 177H127V175H126ZM139 177V178H140ZM163 177V176H162ZM161 177V178H162ZM166 177V176H165ZM53 178V177H52ZM56 178H57V176H56ZM62 178V177H61ZM64 178L62 179V181L59 179V182L60 183H56V184H59V186L58 185H55V189H56V186L58 187V189H62L63 190V188H61L60 186H64V188H68V187H66L65 185H61V183L63 184V181H64ZM111 178H112V176H111ZM130 178H131V173H130ZM145 178V177H144ZM143 178V179H144ZM152 178H153V176H152ZM155 178V177H154ZM160 178V177H159ZM54 179V180H53ZM53 179H51L53 182L55 181V178H53ZM58 179V178H57ZM67 179V178H66ZM72 179V178H71ZM157 179H158V177H157ZM165 179V178H164ZM156 180V179H155ZM114 181V180H113ZM133 181V188H134V191L135 192H137L138 194H140L143 198H145L146 200H147V198L148 199H151V197L150 196H153V197H156V198H161L162 197V195L160 196V194H159V192H158V189L155 187V185H154V187H155V190H153L154 192H156V190H157V193H154V192H151L150 190H152V188L154 189V187H152V188H150V190H149V186H147V188H146V185H144L145 183H144V181L142 180V178H140V180H132ZM131 181V182H132ZM135 181V182H134ZM148 180L145 178V182H146V184L150 181V177H149V181L147 182ZM162 182H163V179L161 180ZM55 182H57V180L55 181ZM54 182V183H55ZM73 182V181H72ZM90 182V181H89ZM117 182V181H116ZM161 182V183H162ZM191 182V181H190ZM44 183V182H43ZM71 183V182H70ZM74 183V182H73ZM72 183V184H73ZM118 183V182H117ZM116 183V184H117ZM150 183V182H149ZM149 183H148V185H149ZM161 183L159 184V188H161L162 187V185H161ZM194 183V181L192 182V184ZM249 183V182H248ZM247 183V184H248ZM252 183V182H251ZM152 184V183H151ZM113 185H115V184H113ZM157 185V184H156ZM164 185V184H163ZM166 185V184H165ZM48 186H50L51 187V185H48ZM53 187H54V185H52ZM69 186H70V184H69ZM92 186V185H91ZM150 186H153V184L152 185H150ZM179 186V185H178ZM47 187V186H46ZM50 187H48V188H50ZM52 187V188H53ZM60 187V188H59ZM167 187V186H166ZM45 187H43V189H44ZM71 188V187H70ZM69 188V189H70ZM74 188V187H73ZM163 188H165V186H163ZM40 189V188H39ZM38 189V190H39ZM42 189V188H41ZM41 189H40V191H41ZM51 189V188H50ZM58 189H56V190H58ZM176 189V188H175ZM54 190V189H53ZM62 190H60V192L62 191ZM45 191H47V190H45ZM63 191H65V190H63ZM50 192H52V191H50ZM66 192V191H65ZM176 192V191H175ZM183 192V191H182ZM39 193V192H38ZM62 193V192H61ZM161 193V192H160ZM172 193V192H171ZM177 193V192H176ZM35 192H34V195H32L33 197L35 196ZM53 194V193H52ZM62 194H64V193H62ZM30 195V194H29ZM40 195H41V192H40ZM53 195H55V194H53ZM59 195V194H58ZM67 195H69L68 193H67ZM70 195H72V193L70 194ZM118 195V194H117ZM1 196V195H0ZM65 196H66V194H65ZM75 196V195H74ZM28 197H30V196H28ZM32 197V198H33ZM36 197H38L39 198V196H36ZM61 197H64V196H61ZM69 197V196H68ZM169 197V196H168ZM53 198V197H52ZM65 198H67V196L66 197H64V199ZM69 198H71V197H69ZM116 198V197H115ZM121 198V197H120ZM130 198V202L131 201H135V200H133V199H135V198H133V199H131V197H129ZM126 199V198H125ZM138 199V198H137ZM166 199V198H165ZM60 200V199H59ZM116 200V199H115ZM121 200V199H120ZM127 201H128V198L126 199ZM139 200V199H138ZM137 200V201H138ZM187 200V199H186ZM261 200V199H260ZM37 201L38 200H36V203H35V201H30V202H34L35 204H38L37 203ZM66 201H67V199H66ZM136 201V202H137ZM29 202V201H28ZM28 202H26V204H28L29 205V203ZM25 203V202H24ZM52 204V203H51ZM69 204H71V203H69ZM56 205V204H55ZM191 205V204H190ZM30 206H31V204H30ZM33 206V207H32ZM32 210H36L34 207H36V206H34L33 204H32ZM39 207H41V205H38ZM37 206V207H38ZM43 206V205H42ZM63 206V205H62ZM68 206V205H67ZM10 207V206H9ZM14 207V206H13ZM45 207V206H44ZM189 207V206H188ZM18 208V206L16 207V209ZM61 208H63V207H61ZM68 208V207H67ZM12 209H15V208H12ZM30 209V211H29V213H28V211L25 209L24 210V208H20V209H18V210H11V208L9 209V210H11L12 211V214L13 213H15L14 215H10V216H14V217H12V218H14L16 221H18V223L22 226V225H24V222H26V220L27 221H29L30 219H32V215L30 214L31 213V208H29ZM39 209V208H38ZM37 209V210H38ZM59 209V208H58ZM66 209V208H65ZM151 209V208H150ZM149 209V210H150ZM9 210L7 209V211L9 212ZM53 210V209H52ZM68 211L67 212H69V209H67ZM15 211V212H14ZM27 211V212H26ZM63 211V210H62ZM185 211V213L184 214H186V215H191V216H195V215H193V214H190V213H188V211H186V210H184ZM6 212V211H5ZM54 212V211H53ZM59 212H61V211H59ZM67 212H66V214H67ZM143 212H145V209L143 210ZM150 212H152V211H150ZM154 212V211H153ZM27 213L29 214V215H27ZM32 213H33V211H32ZM55 213V212H54ZM88 213V212H87ZM149 213V212H148ZM192 213V212H191ZM11 214V213H10ZM0 215H2L1 217H3V219H5L4 218V216H3V213L2 214H0ZM30 215L32 216L31 218H30ZM8 216V215H7ZM6 216V217H7ZM27 216H29V220L27 219ZM36 216V215H35ZM63 216V215H62ZM66 216V215H65ZM64 216V217H65ZM106 216V215H105ZM197 216V215H196ZM55 217V216H54ZM57 217V216H56ZM66 218V217H65ZM64 218V219H65ZM111 218V217H110ZM55 219V218H54ZM54 219H50V220H53L52 222L54 223ZM63 219V218H62ZM61 219V220H62ZM106 219V218H105ZM13 220V219H12ZM33 220V219H32ZM57 220H60V219H57ZM215 220V219H214ZM0 221H1V219H0ZM5 221V220H4ZM3 221V222H4ZM15 221V222H16ZM31 221V220H30ZM45 220H42L41 222L42 223H46V222H44ZM66 221H68L69 222V219L67 220L66 219ZM2 222V221H1ZM14 222V221H13ZM14 222V223H15ZM34 222V221H33ZM60 222H62V221H60ZM65 222V221H64ZM64 222H62L63 224H64ZM68 222H66L68 225H71V223H68ZM71 222V221H70ZM90 222H91V219H90ZM98 222V221H97ZM198 222V221H197ZM6 223V222H5ZM7 223H9V221L7 222ZM6 223V224H7ZM29 224H31L30 222H28ZM28 223H27V225H28ZM39 223V222H38ZM42 223H40V224H42ZM52 223V224H53ZM16 224V223H15ZM39 224V225H40ZM47 224H48V222L46 223V226H47ZM51 223H50V221H49V225H52ZM88 224V223H87ZM91 224V223H90ZM89 224V225H90ZM200 224V223H199ZM2 225H4V223H2ZM8 225V224H7ZM9 225H13V224H9ZM59 225L60 224H58V227H59ZM67 225V226H68ZM88 225V226H89ZM201 225V224H200ZM10 226V227H11ZM15 226H18V229H19V225H15ZM26 225H24V227H25ZM42 226V225H41ZM202 227H203V224L201 225ZM1 227H3L4 228V226H1V224H0V228ZM40 227V226H39ZM43 227V226H42ZM48 227H52V226H48ZM60 227H61V225H60ZM71 227H73V226H71ZM86 227H87V225H86ZM100 228H102L101 226H99ZM2 228V229H3ZM12 228V227H11ZM16 228V227H15ZM2 229H1V232L3 233V231H4V229H3V231H2ZM26 228H24V230H25ZM49 229H51V228H48V230H43L42 229V231H44V232H42V233H45V232H47V231H50ZM59 229H61L60 231H63V228H59ZM68 229H70V226H69V228ZM92 228H90V230H91ZM27 230V229H26ZM86 230V229H85ZM87 230H89V229H87ZM89 230V231H90ZM7 231V230H6ZM38 231V234H36L35 233V239H37V235H39V229L37 230ZM57 231V230H56ZM79 231V230H78ZM83 231V230H82ZM88 231V232H89ZM93 231H95V230H93ZM92 230H91V232L90 233H93V236H95V234L96 233H94ZM0 232V233H1ZM22 232H23V230H22ZM65 231H63V233H64ZM84 232V231H83ZM258 232V231H257ZM7 233V232H6ZM9 233H11V232H8V234ZM26 233V232H25ZM42 233H41V235H42ZM50 233V232H49ZM48 233V234H49ZM204 233V232H203ZM14 234V233H13ZM13 234H11V235H13ZM21 234H23V233H21ZM77 234V233H76ZM128 234V233H127ZM235 234V233H234ZM4 235V234H3ZM11 235H9L10 237H11ZM46 235V234H45ZM65 235V234H64ZM84 235V234H83ZM198 235H200V233L199 234H197V236ZM8 236V239L6 238L7 237V234H6V236H5V238L7 239V240H9L10 239V237ZM15 235H13V237H11V238H17V237H14ZM33 236V237H34ZM48 236V235H47ZM61 237H63V235H60ZM58 237V236H55L53 239L54 240H50V241H48L49 240V238H48V240H46L47 239V237L46 236H43V237H46L45 239H44V241H42V242H40L39 240L40 239H37V240H35L34 238H32L33 239V242L32 243H30L29 241L30 240H32L31 239V237H28V238H24V236H22V237H20L19 236V241L20 240H22V243H23V240L25 239V242H26V239L28 240L29 238V241L27 242V244L29 243V247L26 245V247L25 246H23V244L22 243H20L19 244V242H17V240H18V238H17V240L15 241V242H9V243H7L6 242V240L5 239H3L2 241H1V239H0V251L1 252H3L2 253V255H1V258H0V264H46V263H48L47 262V260H45V258L44 257H37V258H34V257H29L30 259H24L23 257H22V255L23 254H28V252L27 251H30L31 250V248H32V246L34 245V244H36V242L39 244V243H41L40 244V246H41V248L43 249V250H47V249H50V250H57V248L59 249V246H60V248H61V243L64 245V243H66V242H64L63 243V239L64 240H66V238H63V239H61V237ZM128 236V235H127ZM130 236V235H129ZM135 236V235H134ZM201 236V235H200ZM237 237H235L234 236V241L233 242H235L234 244L235 245H238V246H240V245H242V244H244L245 243V240H244V237H243V234L242 235H240V236H238V235H236ZM1 237V236H0ZM25 237H27V235L25 236ZM48 237H50V234H49V236ZM65 237H67V236H65ZM78 237V236H77ZM84 237H85V235L83 236V238L82 239H84ZM88 236H86V238H87ZM106 235L104 236V234L99 230H97V236L96 237H94V240L96 241L95 243V247H96V249H98V255H99V260H98V264H114V261H113V257H111V251H109L108 249H107V244H108V242H107V240H106ZM196 237V236H195ZM206 237V236H205ZM241 237V238H240ZM243 237V238H242ZM2 238H4V236L2 237ZM21 238H24V239H21ZM41 238V237H40ZM61 239V240H59V239ZM79 238V237H78ZM90 238H91V236H90ZM89 238V239H90ZM139 238V237H138ZM138 238H134V237H129V240H130V242H131V244H132V246H133V248H135V249H137V251H141L142 249H141V245L140 246H138V244H137V241H139V240H137ZM197 238V237H196ZM210 238V237H209ZM246 239H248L249 237L247 236V237H245ZM254 238V237H253ZM56 239V240H55ZM68 239L70 240V238L68 237ZM92 239V238H91ZM140 239V238H139ZM215 237H212V238H210L209 239V243H212V242H214L215 241ZM5 240V243L3 244V243H1V242H3ZM35 240V241H34ZM233 240V239H232ZM11 241V240H10ZM62 241V242H61ZM67 241V240H66ZM83 241H87L86 239H84ZM91 242H93V240H90ZM142 241V240H141ZM160 241H162V240H160ZM167 241H168V239H167ZM206 241V240H205ZM81 242V241H80ZM85 242H83V244L85 243ZM129 242V243H130ZM136 242V243H135ZM140 242V241H139ZM159 242V241H158ZM157 242V243H158ZM160 244H161V242H159ZM157 244L158 246L160 245V244ZM164 243H166V242H163L162 244H164ZM208 243V242H207ZM249 243V242H248ZM247 243V241H246V244H248ZM26 244V243H25ZM30 244H32V245H30ZM87 244V243H86ZM161 244V245H162ZM66 245V244H65ZM67 245H68V243H67ZM69 245H71V244H69ZM68 245V246H69ZM109 245H110V243H109ZM76 245H74L73 246V249H75V248H78V246H76ZM80 246V245H79ZM82 246V245H81ZM80 246V248H82ZM88 246V245H87ZM212 246V245H211ZM39 247V246H38ZM64 247L65 246H63V248L62 249H64ZM71 247V246H70ZM86 247V246H85ZM93 247V246H92ZM137 247H139L141 250H139ZM145 247V246H144ZM66 248H68L67 246L65 247V249ZM132 248V247H131ZM132 248V249H133ZM143 248V247H142ZM146 248V247H145ZM147 250H150L149 249V246H147ZM62 249H59L60 250V252L62 253ZM65 249L63 250V251H65ZM116 249V248H115ZM86 250V249H85ZM146 249H144L143 248V251H141V253L139 252L137 255L138 256H140V255H142V257L144 256V255H146V252H144ZM146 250V251H147ZM66 251H67V249H66ZM74 251H76V253H78L77 251L78 250H74ZM74 251H73V253H74ZM120 251V250H119ZM136 251V250H135ZM160 250H158L157 249V251H154V252H156V254H155V256H153L151 253H149L148 251V253L149 254H151V255H149V256H153V258L152 257H150L151 258V260H150V262H148L149 264L151 263V262H153V263H156L157 264V262L158 263H160V261L161 260H163V258H161L162 256H160V252H159ZM57 252V251H56ZM59 252V253H60ZM93 252H95V251H93ZM116 252V251H115ZM143 252V253H142ZM220 252H221V250H220ZM219 252V254L218 255H221V257H223V258H227L226 256L227 255H223L222 253H220ZM47 253V252H46ZM46 253H44V254H46ZM58 252L57 253H54V251H53V254H51V253H49V255L51 256V255H54L55 254V256L56 255H58L59 254ZM65 253V252H64ZM131 253H132V250H131ZM225 253V252H224ZM63 254V253H62ZM120 254V253H119ZM133 254V253H132ZM167 254H170V253H168L167 252ZM41 254H39V256H40ZM43 255V254H42ZM74 255V258L76 257V260L78 259L77 258V256H76V254L74 253L73 254ZM77 255H79V253L77 254ZM136 255V254H135ZM199 255V254H198ZM44 256V255H43ZM50 256H49V258H50ZM60 256H62V255H59V257ZM65 256V255H64ZM80 256V255H79ZM78 256V257H79ZM113 256V255H112ZM166 256V255H165ZM169 256H171V255H169ZM46 257H48V254H47V256ZM51 257H53V256H51ZM56 257H58V256H56ZM91 257V256H90ZM118 257V256H117ZM145 257V256H144ZM172 257V256H171ZM48 258V259H49ZM55 258V257H54ZM63 258V257H62ZM62 258H61V260L58 258V260H60L59 262H63V260L65 259H63L62 260ZM85 258H86V256H85ZM141 258V257H140ZM146 258H147V260L146 261H149L148 260V256H146ZM145 258V259H146ZM79 259H80V257H79ZM166 259H170L169 257L168 258H166ZM215 259V258H214ZM53 260V259H52ZM58 260H56V261H58ZM165 260V259H164ZM212 260V259H211ZM123 261V260H122ZM139 262H140V259L138 260ZM202 261V260H201ZM230 261V260H229ZM54 262V261H53ZM59 262H58V264H59ZM76 262V261H75ZM78 262V261H77ZM81 262V261H80ZM143 262H144V260H143ZM50 264H54V263H52V261L50 260V262H49ZM64 263V262H63ZM133 262H131V264H132ZM138 263V262H137ZM152 263V264H153ZM208 263V262H207ZM228 263V262H227ZM61 264V263H60ZM80 264V263H79ZM136 264V263H135ZM139 264H141V262L139 263ZM209 264V263H208Z\"/></svg>", "mask_w": 264, "mask_h": 264}]
</instances>
